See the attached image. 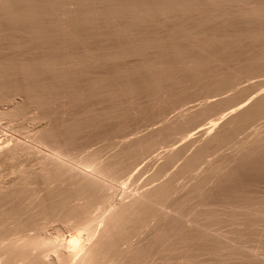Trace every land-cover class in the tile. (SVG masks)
Wrapping results in <instances>:
<instances>
[{
    "label": "rangeland",
    "instance_id": "obj_1",
    "mask_svg": "<svg viewBox=\"0 0 264 264\" xmlns=\"http://www.w3.org/2000/svg\"><path fill=\"white\" fill-rule=\"evenodd\" d=\"M27 1H28V3H26ZM27 1H25L26 4L24 3V1H22L24 4L21 2L20 3L21 5L19 4V6H18V4H17L18 2L16 4H14L15 3V0H14V3L11 2L12 5L9 4L10 8H12V10H14V12H11V10H8V9L5 10V7H3L4 8V10H3V8L1 7L2 11L0 10V13H1V15L4 14L3 17L5 16V13H2V12L7 11V10H8L7 12L10 11L9 13H12L11 15H14L16 10H17L16 14H18V15L20 13H25V12L27 13L28 9L27 10L23 9L24 12L23 11L21 12L22 8H18V7L24 6L27 8L28 6H25V5H30V6L33 5L34 7L32 6V8H34V10H36L35 6L38 5L37 3H39V5L37 6V9L39 8V6H41L42 3H44L45 5L41 6V8L44 10L46 3H47V6L45 8V9H47L46 13H49V15L51 14V16H49L48 14H47L48 15L47 16L45 12L43 14L46 15L49 18L48 20H50V21L54 19L55 23L53 21L50 23V21L45 20L47 22V25L44 23V21H41V23L43 22V24H41L40 21H38L39 19H41V18L47 19L46 16L43 18L44 15L42 14V11H41L42 9L40 8L41 9L40 11H39V9L37 10L39 13H41V18H40V16H39L40 14L37 12V14H39L38 15L39 19H37V16L35 15L36 13H34L36 11H33V9L29 8L32 10V12H31V10H29L30 12H28V13H33L36 17L35 19H33L34 22L32 20L31 23L35 24V22L38 21L35 25L41 26V27L37 26L38 27L37 30H39V28H41V30H42V28L44 26H47L46 28L44 27L45 29L43 28V31L46 30L47 28L49 29L51 27H52V31H53L52 32L50 30V32H48L50 34H47V31H49L48 29H47V31H44V32L42 31V33H41V31H37L36 33H40V34H37V36H36L35 35L36 33H34V34L32 33V31L35 32L36 30H34L31 27L33 24H31L30 22L26 23L25 26L20 25V27H19V24L17 25L15 23L13 24V22H10L11 24L9 23L10 24V25H8L9 28H7V24L9 21H7L6 17L9 15H6L4 18L0 15L2 17V18H0V21L2 19L3 20L6 19L4 21L2 20L3 22L1 21V23L3 24V28L0 27V29L2 31V32L0 31V34H1L0 35V64L1 63L5 64L6 62L7 63L9 62L10 65H8V66L16 65L19 67L20 71L23 70V68H24V70L26 68L29 71V69L31 68V66L33 64L32 62L34 61L35 65L33 64V67L37 66L34 68V70H36V69L39 70V68H40L39 71H37V70L34 71L32 68V72H35V73L37 72V74H34V73H33V75L30 74L31 75L30 77H29V75H26L27 73H29L28 71H26V70L23 71L24 74L26 76H28V77H26L25 75H22L23 73L18 71V69L15 66L5 67L6 65H4V64H3L4 66L3 65L0 66V144L2 142H5V141L7 143L9 142L8 143L9 148L13 147L14 145H17V148L15 150L11 151L10 153H8V155L5 158H0V264H2L3 259L6 256L4 245L6 244V242L8 243L9 239L11 240L13 238V240H14V238H16L17 242H15V243H16V245H19V244L23 243L24 241H26V239H28L30 237L35 238V242H37L38 245L35 246L36 248L32 247L30 249V252H29L30 256L33 257L34 255L37 254V252L41 251L46 244H50V243L52 244L53 243L54 238L56 236L55 230H58V229L60 231H63L64 229L67 230L68 235H66L67 233H65V238L59 244L58 248H56V246H54L55 243H53L51 245V247L52 246H54V247L51 249V251L49 253H44V258L42 260L36 262L38 260V259H36L35 260L36 263H34V264H75L84 255V253L86 252V249H88V247H90L93 244V242H95V240L97 239L96 236L98 238L101 236L100 230L103 229V227L105 226L106 219L110 217L109 216L110 213L112 214L113 210L115 209V207L118 204L124 203L126 201L128 202L131 198H134V196L137 195V192L140 193L144 190H148V189H150V187H153V186L157 185L158 183L164 181V179H166L165 177H168L170 172H173V170L175 171V169H177V166L179 167V164L180 165L182 164L181 163L182 161L180 159L179 161H175L176 163L173 165L174 167L173 166H172V168L170 167L169 168L170 170L167 168L165 170L163 168L164 165L162 166L161 164H163V162L165 161V158L162 156H163V154L165 155L164 152H166L169 147H171V149L173 146L174 147L176 146V148H178L180 145L181 146L185 145L187 142H189L188 140H190V139H191L190 141L195 139L194 142H196V143L194 144V142H193L194 146L199 145L200 140H202L201 142H203L204 139L207 140L208 136L210 137V135L215 134L219 130L220 127L221 128L225 127L226 124H222V123H224V122L226 123L227 120L230 119L229 117H231V115H232L231 113H230L231 114L230 115L227 112V109L229 110L228 107H230L231 105L233 106L237 102H244L243 104L249 105L248 102H250V103L252 102V100L250 101V98L252 97V95H250V93L253 94L252 92H254L253 96H256V95H259L260 91L262 92V90L264 88V85H263L264 84V67H262V66L264 64L262 63L263 65L261 66V68H259V66L261 65L260 64L261 62H259V61L264 60V58H262L264 56V52H262L263 51L262 49H264V15L254 16L253 12H254L255 6H256L255 7L256 9H258L260 6V8H262V10L264 11V8H263L264 7V5H263L264 0H259V1L254 0L255 2L257 1L256 3L253 0H252V3L249 0H240V1L239 0L238 1L237 0H226V1L222 0V2L220 0H214V1L213 0H205V2H204V0H202L201 3H200L201 0H197V1L191 0V1H193V3H196L194 5H191L192 2H189V0H187L186 5L182 4L184 2L183 0H180L181 2L178 0H172L173 2H175L174 4L177 5V9L179 11L181 9V11H183V13L182 12L179 13L178 10L174 11V9H173V11H172V9H168L165 11L161 10L163 12L160 13L158 11V12L154 13L152 15L154 17L149 16L147 18L140 19L141 21H144L141 24H140L141 21L138 20L139 24L141 26H139V24L136 20L135 21L137 22V25H136L134 20L133 21H126L129 19L127 17H125V15L120 16V17H119V15L114 16V18L117 17L116 20H114V18H112V17L110 18L111 15H115L114 13L110 14V15L108 13H106L107 16L106 15L103 16L99 13V12H101L99 10V7L103 8V6H102L103 2H104L103 4L105 5L104 6L105 8L107 6L110 8V5L113 4V2L115 5L116 2L117 3L119 2V4H121L122 2H125V1L128 2L130 0H124V1L122 0V2L120 0H118V1L113 0V2L111 0H105V1L104 0H98L97 3H95L97 0H95V1L90 0V3H94L93 4L94 8H96L95 7L96 4L97 5L101 4L99 7L97 6V8H98V9L96 8L97 11H96V9H94L95 14H97V15L100 14L101 16H103L102 18H105V16H106V18L107 17L110 18V19L107 18L106 20L100 19L101 22L99 21V18L97 19V17L101 18V16H97V17L95 16L96 17L95 18V17H92L94 15L91 13H87V14L85 13L86 10H90L89 7L91 4L88 2L89 0H86L88 4L86 3L85 0H83L87 5H89V7H86L85 3L82 0H79V1L78 0H72V1H76V2L78 1V3H77L78 6L85 8V9L82 8V10L84 12V13H82L80 11L81 8L79 9V7H77L78 8L77 9L75 6V8L77 9L75 11L76 12L78 11V13H82L79 17H81V19L83 21H85V19L89 20V18L92 21V18H93L92 22H89L88 20H87L88 22L85 21L84 22V23H86L85 25L82 23L83 22L82 20H79V22L82 23L84 27L80 26L82 24H79V22H77V20L80 19V18H77L78 17L77 15H79V14L74 12V10H71V11H73V13H72L69 9L70 7L72 9L74 7V5H77V4H74L75 2L72 5V1H70L71 5H69V8H67L69 11H67V13H65L66 12L65 8H66V4H67V3H65V1H63L65 4L61 3L62 8H61V5L59 8L57 6L61 2V0H59L58 4H57V0H56V3L50 2V1L55 2V0H50L49 2H47L48 0H45L46 3H45V1L42 2V0L41 1L40 0H37V1L34 0L33 1L34 4L37 2L35 5L33 3L29 4V2H32V0H27ZM106 1L108 3H110V5L108 3H107L108 5H107ZM131 1H133V0H131ZM176 1L179 2V3L177 2L178 4H182L181 5L182 7L187 6V5H188V7H190L188 3H191L190 5L192 7L194 6L195 8L194 9L192 8L191 11H190L191 7L190 8L186 7L189 10L186 9L185 7L181 8V6H179L176 3ZM194 1H196V2H194ZM207 1H210V2L212 1L211 2L212 7H209L210 10L208 8V6L210 5V2H207ZM246 1H249V3ZM67 2H69V1L67 0ZM99 2H100V4H99ZM197 2L199 3V6L197 5ZM203 2H204V4H203ZM216 2L222 3L223 6L219 3L217 5ZM48 3H51V5L52 4L53 5L51 6L49 4L50 6H48ZM80 3H82V4H80ZM185 3H186V1H185ZM205 3H206V5H205ZM223 3H225V5H227V6H225ZM261 3H263V4H261ZM55 4H56V6H55ZM83 4H84V6H83ZM213 4H214V6H213ZM93 5H91L90 8H92ZM176 5L174 7L175 9H176ZM201 5L204 6L203 9H205V8H206V10L208 9L207 10L208 12L206 11L207 12L206 14H204L205 12L203 13V11H205V10H203V9L201 10V8H202ZM118 6L119 5H115L114 7L117 8ZM243 6H245V9ZM251 6L253 8V11H252V8H250ZM13 7H14V9H13ZM48 7L50 10H52L51 8H53V10H54L55 7H57L58 9H61L63 11L65 9V12H64L65 14H62L63 12H60V10L58 11L57 8H56L57 10H54V11L52 10V12L50 13L49 12L50 10L48 11ZM111 7L113 8L112 5H111ZM197 7H199L200 11H202V12H200L199 8H197ZM213 7H215L216 9H218V8L219 9L216 10L215 8L213 9ZM6 8H8V7H6ZM211 8H212V11H211ZM220 8L222 10L221 13L219 11ZM18 9H20L19 13H18V11H19ZM182 9H186V10H182ZM224 9H225V12H224ZM237 9L238 10L241 9L239 11L240 12L242 11L243 16L241 15V13ZM91 10H93V8ZM91 10H90V12H91ZM94 10H93V12H94ZM105 10H103V11L107 12ZM192 10L194 12L198 11V13H196L198 15H195ZM214 10H215V12H214ZM236 10H237V13L239 12L238 14L234 13ZM246 10H249V12ZM103 11H102V13H103ZM216 11H217V13H216ZM54 12L58 13V17H62V15H63L62 18H59L60 20L63 19L62 20L63 22H65V21L67 22L70 20L69 22H72V23H69L68 25L71 27V24H72V29H74V31L72 30V32H71V28L69 26L65 27L67 25L66 22L64 23L65 26L63 25L62 28L61 27L57 28V26H58L57 23L60 22L61 24L59 23V26H61L62 22L59 21L58 17L56 16L57 14L52 15V14H54ZM69 12H71V13L69 14ZM210 12H211V17L213 16V19L215 22L212 21L210 16L208 17V15H210ZM59 13H61L62 15ZM157 13L162 14V15L157 16ZM215 13L218 14V17H216L217 15ZM224 13L228 14L227 16L229 18ZM249 13L250 14L252 13L251 14L252 18L253 17H255V18L252 19L250 17L251 15L249 16ZM85 14H86V16L84 19L83 16ZM167 14L169 15V17ZM183 14H185V15L183 16ZM200 14H202V15H200ZM230 14L233 15V17L236 19L237 23L235 21L233 22V20H234L233 17L230 21V18H231ZM69 15H71V16L73 15V18H74V15H76L77 17L74 19H76L75 22L78 23L79 25H76L73 22L74 21L73 18ZM87 15H89L88 16L89 18L87 17ZM204 15L206 16V18ZM219 15H221L222 17ZM55 16L57 17V20H56ZM67 16L70 17V19L68 18L69 20L66 19ZM186 16L187 17L189 16L188 19ZM197 16L198 17L200 16L201 19L203 20V23L204 22L205 23L203 24L202 21L199 22L200 20H198V19H200V18H198ZM223 16H224L225 20H224ZM244 16H245V18H244ZM248 16H249V19H248L249 22L246 19ZM122 17L123 18L125 17V20ZM202 17H204V18H202ZM192 18H193V20L191 21ZM207 18H209V19L207 20ZM119 19L120 20L122 19L123 21H120ZM145 19H147L148 21H145ZM185 19H186V21H185ZM226 19L229 21V23L232 24V26H231V24L229 25L228 21L226 22ZM242 19H246L247 21L242 20ZM94 20L98 21V22L94 23L95 22ZM108 20L109 21L112 20V21L109 22ZM175 20H177L176 22H178V23H176ZM197 20H198V22H197ZM218 20L219 21L222 20V21H224V23L223 22L219 23ZM56 21H58V22H56ZM104 21H106V23H104ZM216 21L218 22L219 25L216 23ZM261 21H263V22H261ZM124 22H126L125 25L123 24ZM131 22H133L132 25L134 24L135 27L133 26L134 27V29H133L132 25H130L131 26V29H130L131 33L130 32L128 33V30L126 28L124 29L123 26L129 25V24H131ZM193 22H194V24H193ZM253 22H257V23H253ZM73 23L76 25V27L73 25ZM121 23L123 25H121ZM180 23L182 25H180ZM210 23L212 25H210ZM242 23L246 24V25H243ZM50 24H52V26ZM176 24L178 27L179 26H181V27H179V28L176 27ZM198 24H201L202 27L200 25L198 27ZM215 24H217V26H215ZM256 24H258L259 26L258 25L256 26ZM11 25H12V27L17 26V28H15V27L12 28V27H10ZM22 25H24V24H22ZM26 25H28L30 27V30L28 29L29 33H31L32 35H35L36 37H38L40 35V37L38 38L39 40L44 39L43 41H46V42L48 40L50 42V40H51V42L50 43L49 42L44 43L42 41L44 43V44H42V42L38 41V39L35 36H32L31 34L29 35L28 32L26 33L25 28L27 29V27H28ZM35 25H33V27H35ZM42 25H43V27H42ZM187 25H189L190 27H193V28H194V26H196L198 29L196 27L195 28L197 30L200 29L201 31L203 30V28H205L204 31H206V32L202 31L204 33L203 34L201 31H197V30L190 31L191 28L189 26H188L189 30H187V27L183 28L184 26H187ZM191 25H193V26H191ZM205 25H206V27H204ZM213 25L215 26L214 30H213V28H210ZM221 25H222V27H220ZM4 26H6L7 30ZM77 26H80V27L77 28ZM105 26L106 27L109 26L108 27L109 29L106 28ZM119 26H121L123 28L124 33H126L125 31L127 30V33L129 35L130 34H132V35L129 36L126 33L123 36L124 37H126L127 35L128 36L126 37V39H124V37L122 36L123 30H121L122 28L120 29ZM169 26H172V27H169ZM225 26H226V28H225ZM236 26H238V28H236ZM240 26H241V28H239ZM22 27H24L25 31L23 30ZM54 27H55V29H54ZM127 27H129V26H127ZM229 27H231V28H229ZM4 28H5V30H4ZM56 28L57 29L60 28L59 30H62V32L59 30H56ZM63 28H65L67 30L65 31V29L63 30ZM75 28H76V30H75ZM110 28H111V30H110ZM137 28H139L138 30H140V31L135 30ZM168 28H169V30H168ZM180 28H181V30H182V28H183V30L186 29L185 30L186 32L187 31L193 32L194 34H196L195 36H197V37L199 34L200 35L202 34L201 36L199 35L198 38L195 37L196 38V39L194 38L195 41L198 39L199 40L202 39L203 35H204V37L207 35L206 39H208V40L210 39V40L209 41L205 40V42L208 41V43H207L208 45L212 42L214 47L218 46L217 43H221V40H220L221 38L225 39L228 36V35L226 36V34H230L227 37V40L229 39L228 40L229 42L234 40L233 42H235V43L232 42L233 44H231V42H230V44L232 47L234 46L233 47L234 49H235V46L237 45L236 48L239 47L238 48L239 50L236 49L237 51H235L233 48L230 47V45H227L225 48L228 49L230 47L229 50H225V53L223 54L224 51L221 49V50H219L220 55H219V53H217V55H216L215 50L209 49L210 50L209 52L212 51L213 53H215V54L208 53L207 52L208 50L206 51L207 56L209 54L208 58H209L210 62L206 61V59H207L206 55H204V56H203V54H202V56L200 55L201 54L200 52H202V50L201 51L198 50L197 53L195 50H192L193 51V53H191L192 56L194 55V57L196 56L195 58H198V56L195 55V53L196 54L199 53V57L201 56V59L199 58L198 60L197 59L196 60L198 62L201 61V62H199L200 64L202 63V61L204 62V64L203 63L202 64L205 68H203L202 64L200 66V64L197 62L195 64H199V65L190 64L191 66L193 65L194 67L197 66L196 67L197 74L193 73L196 76H198V71L199 70L201 71V68H202L203 71L199 72V73H200V75H202L203 78L199 75V77H198L199 79L194 75H193L195 77L194 79L192 77H189L191 75L190 74L191 70L188 71V69L193 68V70H196L194 67H191L190 65H189V67L187 66L189 64L188 62L190 61L189 57H187V56H189L190 52H192L190 50H186V54L184 52L185 50H181L182 53L179 52L182 54V56L187 55L186 57L189 61L187 59H185L186 57L185 58H184V56L181 57L185 63L187 60V65L184 64L183 61L181 62L178 60L181 56V54L178 53L179 56H178L177 60H176L177 57L174 58V60H173V58L168 59L167 63H168L169 68H167V66L165 65V64H167L165 61L166 56H167L165 54H167V53H165V54L162 53L163 55L158 54L160 56V58H159V57H157V54H156L158 50L153 49V48H151L152 50L150 48L145 50L146 52L145 51H139V50L138 51L136 50L137 51L136 52L134 50L135 54L132 53L133 50H130V51L127 50L128 53L124 52V54L127 53L126 54L127 56H125V55L122 56L123 55V52L121 51V50H123L122 46H123V48H124V45H125V48H126V46L129 48H130V46L131 47L135 46L136 45L135 40H136L137 36H138V38H137V40H138L142 37V35H144V36L146 35L145 38L147 39V41L145 38L143 39V37H144L143 36L141 38L143 40H140V44L143 41L148 42L149 41L148 39H151V38H152L151 40H154V37L156 36L155 34H158L157 38H160L161 37V36H159L160 33H163V34L167 33L165 35L167 39L165 38L164 40H168V39L171 40L172 38H174V36L176 34H178V35H176V36H178V38L175 36V39L173 41H176V39H179V37H181L183 39H184V37H186L183 40V41H187V42H185L186 44L184 42H183L184 43L183 44L182 41H179L180 39L177 40L176 43L179 41V42H181L182 46H186L189 44L188 42H190V44L193 45L195 43V41H193V38L191 40L193 43H191V41H188V40L191 39L190 37H192V36L194 37V34L193 33L188 34L189 32H187V34H186V32H184V31L178 33V31H181V30H178ZM208 28H210L209 29L210 32L208 31ZM9 29L12 33H10V32L8 33ZM35 29H36V27H35ZM68 29L70 30L69 33H68ZM116 29L120 33H122V34L118 33L119 36L123 37L122 41L120 40V38H122V37H119L118 34H117L118 37L117 36L115 37V34L117 32ZM239 29H241V30H239ZM133 30L135 32L137 31L138 34L133 32ZM142 30H145V31L143 32ZM148 30H150V32ZM163 30H165V31H163ZM211 30L215 31L216 33L211 31ZM218 30L219 31L222 30L223 34H222V31L218 33L217 32ZM64 31L66 33V36H65ZM141 31L144 34L142 33L141 37H140L139 34L141 33ZM167 31H169V32L173 31V33L169 34V32H167ZM196 31L199 32L198 35H197ZM145 32H146V34H145ZM22 33H24V34H22ZM180 33H183V36L182 35L180 36L179 35ZM217 33L219 34V37H217V35H218ZM236 33L241 38L239 36H237ZM25 34H26V36H25ZM42 34H46L47 36L42 35ZM53 34H55V35H53ZM94 34H96V35H94ZM163 34H160V35H163ZM168 34L170 36L173 34L174 35L171 36L172 38H169V37H167ZM191 34H193V35H191ZM209 34L210 35L215 34L216 36H210V38H208ZM220 34H222V36ZM247 34L248 35L250 34V35L248 36ZM49 35H50V38H48V40H46V38L49 37ZM188 35L189 36L191 35V36L189 37ZM27 36H29V37L32 36V37L36 38L38 42L36 41V39L34 40V38H32V37L29 38ZM41 36H42V39H41ZM43 36H44V38H43ZM64 36H65V38H64ZM88 36H89V38H88ZM131 36L135 39L132 40L133 38L131 39ZM147 36H150V37L147 38ZM151 36H153V37H151ZM165 36H163V37H165ZM236 36H237V38H236ZM250 36H251V38H250ZM52 37H54V38L56 37V39L52 40ZM163 37H162V39H163ZM215 37H216V42L213 41L215 39ZM242 37H244V38H242ZM247 37H249V38H247ZM252 37L253 38L255 37L257 41H255V39H253ZM115 38H116V40H115ZM117 38H119V39H117ZM128 38H129V40L131 39L130 41H134V42L130 43ZM217 38H218V40H217ZM246 38L249 39L248 41H250L251 43H252L251 39H253L254 40L253 45H249V44H251L250 42H247V41L245 42L244 39H246ZM57 39L60 41H58ZM67 39H69V40L71 39L70 41L68 40V42H67L68 44H66ZM79 39H82V40H79ZM203 39H205V38H203ZM224 39H222V40L224 41ZM73 40H75L76 42ZM124 40L126 42H127V40L129 41L126 43L128 45L124 44L125 43ZM240 40H241V43L239 42ZM30 41H33V42H30ZM71 42H72V44H71ZM74 42H75V44H74ZM114 42H116L115 45H121V46H118V47H121V50L119 48L121 55H119L120 58L118 57V55H116V57H118L117 59L114 56L116 54V53L114 54V52H117L119 54V51L117 50L118 48L114 45ZM122 42H124L123 43L124 45L121 44ZM236 42H238V44ZM54 43H55V45H54ZM57 43H59V44H57ZM136 43H139V40ZM86 44H88V45H86ZM131 44H134V45H131ZM197 44H199V43H197ZM239 44H241V45H239ZM46 45H49V46H46ZM60 45H62V46H60ZM69 45H73L74 47L71 46L69 48ZM113 45L116 47L115 49H114ZM179 45H180V43H179ZM204 45H205V43H204ZM215 45H217V46H215ZM50 46L52 48L55 47V48H53L55 50L49 49ZM58 46L61 48H59ZM107 46L109 47V49ZM111 46H112V48H111ZM261 46H263V47H261ZM64 47L66 49H64ZM92 48H95V49L93 50ZM86 49H88V50H86ZM113 49L116 51L110 52V51H113ZM230 49L231 50L233 49L232 52ZM240 49L243 50L244 52L241 51ZM257 49H260L262 53H260L259 50L257 51ZM60 50H62V51H60ZM102 50H104V51H102ZM50 51H51V53H50ZM155 51H156V53H155ZM187 51H189V52H187ZM204 51L202 53H204ZM216 51H218V49ZM53 52H59L58 55L56 54L57 57H56V55L53 56ZM64 52H66V53L68 52L67 53L68 56ZM81 52L85 55L84 57H81V56H83V54H81ZM89 52L92 53V54L90 53V55H92V56L95 55L94 58L92 56L90 57ZM206 52L204 54H206ZM230 52L231 53L234 52L233 55L236 52L235 59H234L233 55H232L233 57L231 56ZM257 52L260 55H258ZM49 53H50V55H49ZM60 53H61V55L65 54L64 56L62 55L64 59L60 60L58 58V56H61ZM75 53L76 54L79 53L80 54L79 58L81 57L83 59L86 57V55L89 56V57H87V59L90 58L88 61L86 59H84L87 61V64H86V61L84 62L82 59V62L85 63L86 65H89V61L92 59H95L96 62H98L97 61V60H99L98 58L103 54L104 58H100L101 60H99L100 62H98V64L99 63L101 64V62H102V64H101L102 68L99 67L98 65H97L98 67L94 66L97 63L93 60H92V62L93 63L95 62L96 64L91 65V63H90V66H86L85 64L82 65V63L81 64L79 63V61L81 59H79L78 56H77V59L79 61L76 60L77 61L76 62L74 59H73V61L75 62L74 64L79 63L80 65L78 64L77 66L76 65L74 66L73 62L71 61L72 58H66V56L67 57L72 56L73 58H75L74 57ZM109 53L113 54L115 61H114V58H110V56H112V55ZM146 53H148V55ZM159 53H161V52H159ZM221 53H222V55H221ZM228 53L230 54L231 57L227 56V55H229ZM254 53H256L258 55L257 56L255 54L257 56V58L254 57L255 56V55H253ZM76 54H75V56H76ZM105 54H106V56H108L107 58H109V60H107V58L105 57ZM149 54L151 56H152V54H154L157 57V58L156 57L154 58V56H152L151 58L152 59L154 58V60H157L158 58H159V60H161L162 56H164L163 59L161 60V61H163V62H161V63H163L162 66H161V64H159V65L157 64V66H158V68H157V66H156L157 61L154 62L152 60V62H154V64H155L154 66H156V69H158L157 72L160 73V75L163 74V71H166V70L168 71V72H166V75L163 74L162 76H160L158 74L160 77H164V76L166 77L169 74H172V73H170L171 70L174 71V74H172V76L170 75V76H168V78L166 77L167 80L165 78H161V79H163V81L164 80H165V82L167 81V83L169 80L170 83H172V85H170V83H168V85H170L169 86L170 89L167 90L169 88L167 83L162 82L161 79L158 81V77H159L158 76L157 77V81H158L157 83L161 84V87L163 86L162 85L163 83L165 85H167L168 88L165 86L166 90H165V87H163L162 90H161L160 86L158 88L154 87L155 88V89L153 88L154 91L157 89L158 90L160 89L159 91L157 90L158 92L155 91L158 94H156L151 88L150 89L152 91H150V92H149L150 89H148V92L150 93L149 94L148 92H145L146 90L144 91L145 93L141 92L144 89L142 88L143 89L142 90L140 87H138V90H136L137 89L136 88V89H134L136 91L134 93H131V91L133 90L132 88L137 87L136 86L137 84L136 85L134 84L135 86H133L132 88L130 87L132 89V90H130L129 86H124V85L130 84V86H132L133 84L131 82L129 83L126 78L121 79L119 77L120 76L122 77L123 74L128 75V73H129L128 71H130L132 69L131 67L134 65H136L135 66L136 68L138 65V68L141 69L140 71H144L145 67H146L145 70H147V68H148V70L150 69L151 71L152 70L155 71L156 70L155 67L152 66L153 63H152V65L150 63L149 65H151V66L147 67V66H149L148 60L151 59ZM212 54L214 55L213 57H212ZM261 54H263V56ZM96 55L97 56L100 55V56L97 57ZM146 55H147V57H146ZM246 55H253V56H249V58H248L249 60L252 59V60H250V64L253 63V61H254V62L258 63V64L256 63V65H259V64L260 65L258 67L254 66V70H251V68H250L253 66H250L249 70H246V69H248V68H246L247 64H249L246 62L248 59L247 60L245 59L246 61L244 63H246V65L243 63L244 58L248 57ZM48 56H50V57H48ZM51 56L53 57V59L51 58ZM121 56L123 59L121 58ZM141 56H143V57H141ZM192 56L190 55V57H191L190 59H192V61H193L191 63H194L195 59ZM243 56H245V57H243ZM259 56H260V58H258ZM95 57H97V58H95ZM202 57H205V59H203ZM250 57H253L254 59L250 58ZM45 58H50L53 61V63H54V59L56 60L55 63L58 62V60H59L60 61L58 63L59 65H56L54 67V64L46 65L45 63H42L43 61L41 62L39 60V59H42V60L44 59L47 62V59H45ZM146 58H148V60ZM164 58H165V60H164ZM255 58L257 59V61H255L256 60ZM50 59H49V62L47 64L51 63ZM65 59L68 61L71 59L69 61V63H67L68 61H66L67 66H65V63H64V65H61V64H63L61 61L62 60L64 61ZM137 59H138V61H136ZM182 59H180V60H182ZM240 59L242 62L241 64H240ZM10 60L12 63L10 62ZM116 60H118V61H116ZM119 60H121V61L119 62ZM171 60L174 61L175 63L181 62L179 65H177V63L175 65V67L177 66L176 67L177 69H179L178 67H180L179 70L174 68V64H175L174 62H173L174 64L169 63V61H171ZM249 60H248V62H249ZM4 61H6V62H4ZM14 61H15V64L13 63ZM38 61H40L42 64H38L39 63ZM105 61H107V62H105ZM113 61H114V64L112 63ZM139 61L141 62V65H140ZM142 61L143 62L145 61V62L142 63ZM22 62L23 63H27V62L29 63L30 62L31 66L29 68H27L29 65L28 66L26 64L22 65L23 64ZM70 62L73 65V66L71 65V67H70V64H71ZM115 62H119V63H115ZM146 62H147V66L145 65ZM205 62H207L209 64H207ZM237 63L240 64L239 69H238L239 64H237ZM19 64H21L22 67L19 66ZM36 64H38V65H36ZM43 64H45V65H43ZM103 64H106V65H103ZM115 64H116V66L117 65L118 66L117 67L114 66ZM142 64L144 66H142ZM210 64H211V66H210ZM112 65L114 67H112ZM124 65L127 68L130 65H131V67H129V70H128ZM163 65L166 67L164 68ZM171 65L173 66L174 70L172 69V67H170ZM181 65H183V68H185L187 70L184 71V69L181 68ZM242 65H245V70L240 69V68H242L241 67ZM251 65H253V64H251ZM52 66H53V68H52ZM20 67L22 69H20ZM142 67H144V68H142ZM198 67H200L199 70H198ZM48 68L51 70H49ZM122 68L124 69L123 72H125V70H126V72H128V73H122L121 72L123 70ZM136 68H134L133 70L135 71ZM161 68L165 69V70H162V74H161ZM257 68H259L260 70ZM115 69L121 70V71H119L120 73L117 72ZM159 69H160V72H159ZM169 69H170V72H169ZM175 69L178 72H176ZM54 70L58 74L53 72ZM133 70H131V72H134ZM180 70H182L183 73L185 72L186 76L187 75H189V76H187V78H186V76H183V79L186 78L185 79L186 81L182 80L183 82H181V81L176 82V81H178V79H180V77L176 76L177 73L182 78L181 74H183V73L181 71L179 74ZM45 71L46 72L48 71L50 73H46ZM67 71L71 72L70 76H67V74H69ZM112 71L115 73V75H113L114 73ZM115 71L117 72V74L119 73L118 79H121L122 81H124L123 83H122V81H121V83H119L120 81L116 80V82L118 81V85H119L120 89H119V87L117 88L116 84H112V83H115V82H112V80L114 79V81H115V79H117V75H116ZM245 71L247 73H244ZM66 72H67V74H66ZM239 72L240 73L242 72L243 75L240 74ZM16 73H18L19 76ZM51 73H55V76L53 74L54 77H56V74H57V76L58 75L60 76L61 74H64V73L66 75L65 76L61 75L60 77L58 76V79H56L57 77L53 78ZM121 73H122V75H120ZM207 73H209V74H207ZM216 73L219 74L218 75L219 77L216 75ZM71 74H73V75H71ZM110 74H112V77L113 76H116V77L115 78L113 77V79L111 80ZM203 74L204 75L207 74V76L204 77ZM38 75L40 77L36 78V77H38ZM173 75H175V76H173ZM211 75H213L214 77L212 76L213 78L212 77L210 78ZM31 77L35 78L36 80L32 79ZM169 77H170V79H169ZM172 77H173V80H171ZM177 77H178V79H177ZM27 78H29V79H27ZM188 78L189 79L192 78L194 81L193 80L190 81ZM205 78H207V79H205ZM215 78H218V79H215ZM222 78L223 79L227 78V79L222 81L223 80ZM105 79L107 81L110 80L112 83L110 81L108 83H104V82H106ZM195 79H197L198 82L200 81V83L197 84L196 83L197 81H195ZM212 79H214V80H212ZM220 79H221L222 83L220 81V84H218ZM33 80L38 81V83H36L34 86H32V84L35 83ZM215 80H216V82H215ZM160 81H161V83H160ZM210 81H213V82H210ZM217 81H218V83H217ZM125 82H127V83H125ZM205 82L206 83L208 82L210 85L208 83L206 84ZM103 83L105 85H101ZM109 83H111L112 86H109ZM122 84H123L124 88H121ZM199 84L201 87L199 86ZM114 85H116V86H114ZM213 85L214 86L217 85V86L214 87ZM208 86L210 87V89ZM211 87H214V89ZM259 87H261L262 89ZM126 88L128 89V91L124 90ZM257 88H259L258 90H260V89L261 90L258 92V90L256 91ZM139 89H141V91ZM111 90H113V91L111 92ZM121 90H124L125 92H123ZM117 91H119V92H117ZM178 91H180V94H181V95L179 94L180 96H178V93H179ZM255 91L258 92V94H256ZM261 92H260V94H262ZM263 93H264V91H263ZM177 97H178V99H177ZM247 97L249 99H245ZM257 97L258 96L254 97V98H257ZM172 99H174L173 102L175 100H177V102L175 101V103H173ZM168 100H169V102H168L169 105H167ZM162 101H166V102H162ZM204 101L206 103L208 102L206 104L208 106V108L207 107L205 108V106L203 105ZM160 103H165V105L160 104ZM198 103H199V105H198ZM215 103H217V104H215ZM158 104H160V105H158ZM170 105H172V106H170ZM202 105L204 106V108H203L204 111H202V112H204L205 114L202 113L201 114L202 116H199L200 115L199 113L201 112L199 110H203V109H201L203 107ZM210 106H212V107H210ZM182 107H184V108H182ZM188 107H190L191 109L189 108L190 109L189 110ZM160 108H162V109H160ZM183 109L187 112H190V113H192L194 111L196 112V110H198L199 113L197 111L196 113L194 112L192 114H195V116H196L198 113L199 115H197L198 117L196 116V118L194 116H192V119H187L188 123H186L185 120H184L185 122L182 121L183 123L181 122V120H180V122H179V120H175V119H178L177 118V116H178L177 112L180 111V113H182L184 111ZM205 109H208V110L205 111ZM177 110H179V111H177ZM221 111H222L221 114H223V115L225 114L226 116H224L225 118L223 117L221 120L220 119L218 120V125L216 127L218 129L213 128L211 130V133H209L210 135H207V132L206 133L204 132V135H203V132L201 134L200 133L201 131L200 132L195 131V130H197V126L200 125V123L206 124L207 121L209 120V118L212 119V118H217L218 116H221V114L219 113ZM224 112H226V113H224ZM173 116H174V119H173ZM162 117L164 118V120ZM166 118L168 119V122H170V123L173 122L172 124L168 123V127H171L170 130L168 127L166 129L163 128V127H166V124H167ZM172 119H173V121H172ZM82 120H83V123H82ZM86 120H87V122H86ZM224 120H226V121H224ZM161 121L163 124H161ZM73 122L76 125L75 127H77V128H75L73 126L74 125ZM84 122L86 123V125ZM69 123H72V125L70 124V126H69ZM179 123H181L182 126ZM184 123H186V124H184ZM175 124H176V127H174ZM177 124L179 127L177 126ZM219 125H220V127H219ZM71 126L74 128H72ZM158 126H161L162 128L158 127ZM227 126H230V128L228 127V129H227ZM227 126H226L225 130H228L227 133L230 131L228 133V137L230 139L227 141L228 137L227 136H226L227 138L224 137L226 142L223 140L224 143H223V141L221 142V145L218 146L219 149H217L218 147L213 146L214 144L210 145L208 147V153L206 152L207 153L206 156L208 155V157H206L207 160L204 159L205 162H202V163L199 162L201 164L200 165L198 163L200 168L197 165L198 168H196V170L193 171V172L196 171L195 172V174H196L195 179L199 180L201 178L200 175H202L203 170L207 167L209 170H207V171L204 170L203 174L205 175L206 173H208V172L209 173L205 175L206 177L204 175H202L203 177H205L204 178L205 180L203 179V177L200 180H204L205 182L207 181L208 183L207 184L203 183L206 185L202 184L203 186H201V187H203V188H201V190L198 189V190H194V191L189 193L188 190L192 187V184L195 183L194 178H193L195 176V174L193 172L190 173L189 170H185L187 173L186 172L184 173L182 171V172H180L181 175L178 173L177 174L178 177L175 178L176 179L174 182L175 189H173V193L171 192V195L169 194V195H167V197L164 196V198L160 199L161 201L158 200L162 204L161 205L159 203L158 208L163 206V207H161L163 211H165V210H167L166 212L170 211V216L176 222H179L176 225L179 229H174L173 231L169 232V238L168 239H164L163 241L157 242V243L150 242V239L152 238V236H154L155 232L157 230H159L160 227L156 226V222L154 220H152L151 218H149L147 220V223H148L147 226L141 227L138 224H136L137 230H136V228H134L135 226L133 228L137 232L134 235L129 236V238H128L129 240L127 239L128 241L126 240L125 243L123 242L122 244L118 245L119 248H121L124 251L122 253V255L124 256L122 261H120L118 258H115V259L107 258V259H105V261L102 262V264H264V157H263L264 156V154H263L264 150H262V149L258 150V148H259L258 146H260L259 140H257L256 142H249L250 140H252L250 133L255 129L262 130V132H260L259 138L263 136V133H264V116L257 118V120L253 121L252 123H249L248 126H246L244 128L242 127L243 129L240 128V131H238V132L237 131L231 132V131H233V130H231V124H229ZM150 128H152V129H150ZM147 129L149 131H151V130L155 131L156 130L158 132L155 131L154 133H152L153 131H151L150 133H152V134H150ZM166 130H168V131H166ZM188 130H189V132H188ZM135 131L138 133H136ZM134 132H135V134H134ZM156 133H157V135H155ZM199 133H200V135H199ZM230 133L233 134L232 138L230 137L232 135V134L230 135ZM132 134L137 136L136 138H138V137H141V139L145 138V140H143V142L141 141V148H139L140 150H138V151L136 150L134 152V154L131 153L129 156L130 157L129 159L125 158L122 161L121 160L119 161V159L114 160L115 162H112L113 164L109 167L110 170L104 169V166H105L104 164L106 163L108 158H110L108 156L116 154L115 151L118 150V148H117V147H119L118 145L122 146L121 144L123 142H121V141L123 140V138H124V141L127 138L130 139L128 136H130L131 138L132 137L135 138V136H133ZM188 134L189 135L192 134V136L185 139L186 138L185 136L188 137ZM182 135H183L184 140L182 138ZM122 136H125L126 139H125V137H122ZM180 136L182 138V141L180 140L181 139ZM203 137H205V138H203ZM196 140H198V142ZM116 142H119V144H117ZM184 142H185V144H184ZM115 144L117 147L114 146ZM201 144H203V143H201ZM193 145L187 149L189 151L186 150L187 156L189 154L193 153L192 151H194L196 149ZM239 148H241V149L247 148L246 151H249L251 148L253 150H255V148H256L257 149L256 152H258V151L259 152H258V154H256L257 157H255V161L253 160L254 162L252 161L251 164H249L248 162L244 163V164L242 163L243 164L242 165L241 162L237 160V157H239L241 154V152H239V150H240ZM260 148H262V146H260ZM209 149H210V151H209ZM153 150H155V151H153ZM212 150H214V151H212ZM2 152L3 151L0 150V155ZM92 153H94V154H92ZM95 153H97V154H95ZM137 153H139V155ZM161 154H162V156H161ZM186 154H184V156ZM209 154H210V156H209ZM142 156H144V158ZM91 157H92V159H91ZM133 158H136V160L132 161L131 159H133ZM141 158H143L142 159L143 161H141ZM234 158L238 161V164H240V166L237 164V161ZM163 159H164V161H163ZM101 160H103V161H101ZM138 160H140V161L138 162ZM137 162H138V165L136 164ZM178 162H180V163H178ZM235 162H236V164H235ZM134 165H135V167L137 166L139 169L137 167L133 168ZM159 165H161L162 168L164 169V170L162 169V171L166 172V173L163 172L166 176L161 175L162 176V177L160 176L161 179L156 178L158 180L153 181L151 179L153 178V174H155L159 170ZM236 165H238V166H236ZM72 166H75V167H72ZM78 166H80V167H78ZM169 166H171V165H168L165 167H169ZM203 166H204V168H202ZM86 167L90 168L91 170L95 169V170H93V172L97 170V171H99L98 173H103L104 175L101 178V180H102L101 182L103 183V180H104V182H106L104 184L107 185V188L105 186H103V187L101 186V188H99V189L95 186L96 190H95V187L93 189H91V187H93V186H91L89 188L90 191L93 190L92 191L93 193L91 192V195H90L89 189L84 190V188H83V190L81 189L83 192L78 194L79 195L78 198H76V200L71 203V204H73V203L76 204L78 202L79 203L82 202V203H80L81 205L85 204L82 207L88 208L87 214L90 217L88 215L83 214L84 210L82 212L79 211V209H82V207H79L75 210V212L68 213V215H66L65 211H64L65 209L62 208V205L55 207L54 203H51V212H46L44 208L47 204H49L50 198H47V199H43V198L48 194L47 192H49L50 190H51V192H54V190L56 191L55 188H57L56 192H58V193L60 192V195L62 192L64 193V190H65V194H66V192L68 191V189L70 190V188L71 189L73 188V191H74V189L77 190L79 187V183H81V185L84 184L85 183L84 181L85 180L87 181V178H90L91 175H92V178L98 177L100 179V176L98 173L96 174L97 175L96 176L90 169L87 168V170H86ZM132 168H133V170H132ZM143 168H145V169H143ZM135 169L136 170L138 169L137 170L138 172ZM130 170L133 172H131ZM83 171H85L86 173L85 172L83 173ZM129 171H130V174H128L129 176L132 173H134V175H136L135 173H137L138 175H136L134 177V179L132 177L130 179L131 181L127 180L128 182H125L126 181L125 179L129 177V176L128 177L126 176ZM77 172H79L81 174V175L77 174V176H76L79 179L78 178L76 179V177H75V174ZM213 172L215 174H212ZM82 175L86 178L84 181L82 180L83 179ZM87 175H90V176H87ZM212 175H215V176H212ZM207 176H210V178L208 177L209 181L207 180ZM73 177H75V178H73ZM80 177H82V179ZM77 180H79L80 182ZM81 181H83V182H81ZM221 181H222V183H221L222 186L220 185L219 187H215L217 185V183H219ZM147 182H151V183H147ZM118 184H120L121 186ZM75 185H77L78 187H76ZM97 186H99V185H97ZM122 187H125V188H122ZM104 188H105V190L102 191ZM112 188H114L115 190L112 191ZM81 190H79V191H81ZM116 190H118V191L116 192ZM120 190L125 195L121 194L122 192ZM186 190L188 193L186 192ZM70 191H72V190H70ZM70 191H68V192H70ZM84 191H88V194H87V192L85 194ZM56 192H54V194H56ZM102 192H104L105 194L103 193V195H102ZM58 193L56 195L59 196ZM49 194H50V192H49ZM83 194H84V196H83ZM110 194L112 197L113 196L116 197V199H114V202L116 201L117 203L115 202V204L114 203H112V205L110 204V202H112V201L108 200V199L112 198L111 196H108ZM117 194L121 195L123 198L121 196L119 197V195H117ZM85 195H87L88 197L86 198ZM58 196L56 197L54 195L55 199L56 198L58 199ZM81 196H83L82 197L83 199L81 198ZM103 196H105V197H103ZM106 197H108V198H106ZM121 199H122V201H121ZM124 199H125V201H123ZM52 200H53V194L51 195V201ZM86 200L89 201L88 204L86 203V202H88ZM106 201L107 202L109 201L108 202L109 204H107ZM113 204L116 206H113ZM88 205L89 206L91 205V208H92L91 213H90V207ZM107 205H109V206H107ZM230 206H231V208H230ZM107 207H108V211L110 213H108ZM109 207H110V209L112 207V209L110 210ZM81 213H82V215H80ZM107 214H109V215H107ZM83 217H85V218H83ZM103 218H104V220H103ZM63 222H65V223H63ZM77 222L79 223L78 226L76 228L73 227V229L70 232L69 227H71V225H73ZM182 223H184L185 225L187 224V228H186V226H184V224L182 225ZM98 226H100V227L98 228ZM128 229H130V227ZM97 230H98V232H97ZM94 234H95V236H94ZM94 237H95V240L93 239ZM83 244L85 247L83 246ZM137 251H140V254H138ZM22 256H23V254H21L17 258H15L14 264H27V257H25V256L22 257Z\"/></svg>",
    "mask_w": 264,
    "mask_h": 264
},
{
    "label": "bare ground",
    "instance_id": "obj_2",
    "mask_svg": "<svg viewBox=\"0 0 264 264\" xmlns=\"http://www.w3.org/2000/svg\"><path fill=\"white\" fill-rule=\"evenodd\" d=\"M22 1H24V3H25V1H27V0H17V1L15 0V3H14V0H0V8H1V7H2V8L5 7V10L8 9V10H11V12H14V10H12V8H10V5H9V4H11V2L14 3V4H16V3L18 2L17 4H18V6H19V4H20ZM33 1H34V0H32V2H29V4H30V3H33ZM36 1H37V0H36ZM40 1H41V0H40ZM44 1H45V0H42V2H44ZM49 1H50V0H48L47 2H49ZM63 1H65V3H67V4H66V8H65V9H66V12H65V9H64V8H63L64 11L61 10V9H58V8L60 7V5H61V8H62V4H61V3H64ZM68 1H69V2H67V0H61V2L58 4L59 0H57V4H58L57 6H58V8L55 7L54 10H57V9H58V11L60 10V12H63L62 14L67 13V11H69L67 8H69V5H71V4H70V3H71L70 1H72V0H68ZM78 1H79V0H78ZM78 1H77V2H76V1H72V5H73L74 2H75L74 4H77ZM82 1H83V0H82ZM82 1H81V2H82ZM85 1H86V0H85ZM92 1H93V0H92ZM94 1H95V0H94ZM104 1H105V0H104ZM111 1L113 2V0H111ZM115 1H116V0H115ZM117 1H118V0H117ZM120 1L122 2V0H120ZM123 1H124V0H123ZM178 1H180V0H178ZM178 1H176V3H177ZM183 1H184V2H183L182 4H183V5H186V4H187V0H183ZM185 1H186V3H185ZM196 1H197V0H196ZM196 1H194V2H196ZM213 1H214V0H213ZM220 1L222 2V0H220ZM225 1H226V0H225ZM237 1H238V0H237ZM239 1H240V0H239ZM249 1H251V3H252V0H249ZM249 1H246V2L249 3ZM253 1H254V0H253ZM258 1H259V0H258ZM50 2H51V3H52V2H53V3H56V0H55V2H54V1H50ZM83 2H84V1H83ZM83 2H82V3H83ZM88 2L90 3V0H89ZM97 2H98V0H97L95 3H97ZM121 2H120V3H121ZM129 2H130V3H129ZM180 2H181V1H180ZM189 2H192V4H191V3H188L189 6H190L191 8L188 7V5H187V6H184V7H185V8H186V7L190 8V11H191L192 8H193V9L195 8L194 6L192 7L191 5H194V4H196V3H193V1H191V0H189ZM201 2H202V0L200 1V3H201ZM204 2H205V0H204ZM204 2H203V4H204ZM207 2H210V1H207ZM211 2H212V1H211ZM211 2H210V5L208 6V8H209V7H212V6H211ZM254 2H255V1H254ZM256 2H257V1H256ZM256 2H255V3H256ZM22 3H23V2H22ZM24 3H23V4H24ZM26 3H28V1H27ZM26 3H25V4H26ZM36 3H37V2H36ZM36 3H35V4H36ZM45 3H46V1H45ZM51 3H48V6H50ZM65 3H64V4H65ZM82 3H80V4H82ZM84 3H85V2H84ZM86 3H87V1H86ZM86 3H85V6H86V7H89V5H87L88 3H87V4H86ZM103 3H104V2H103ZM103 3H102V6H103L104 9H103L102 7H99V6L101 5L100 2H99L100 5H97V4L95 5L96 8H97V6L99 7V10L101 11V12H99V13H100L101 15L104 16V15H106V13H108L109 15L114 13L115 15H111L110 18H111V17L114 18V16H118V15H119V17L125 15V17H127V18L129 19V20H126V21H133V20L135 21V20H136V21L138 22V24H139V21H138V20H140V19H144V18H147V17H149V16L154 17V16H152V15H153L154 13L158 12V11L161 13V12H163V11H161V10H164V11H165V10H168V9H172V11H173V9H174V11L178 10V9H177V5L174 4L175 2H173L172 0H133V1L130 0V1H128V2H126V1H125V2H122L121 4H119V2H118V3L116 2L115 5H119L117 8L114 7V6H115V5H114V2H113V4H111V5L113 6V8L111 7L110 3H108L107 1H106V4L108 3V4L110 5V8H109L108 6H107L108 8H107V7L105 8V7H104L105 5H104ZM178 3H179V2H178ZM178 3H177V4H178ZM216 3H217V5H218L219 2H216ZM244 3H245V2H244ZM14 4H13V5H14ZM23 4H22V5H23ZM33 4H34V3H33ZM35 4H34V5H35ZM37 4L39 5V3H37ZM49 4H50V5H49ZM64 4H63V5H64ZM90 4L93 5L94 3H90ZM108 4H107V5H108ZM182 4H178V5L181 6ZM190 4H191V5H190ZM219 4L222 5V3H219ZM223 4L225 5V3H223ZM226 4H227V3H226ZM261 4H263V3H261ZM11 5H12V4H11ZM20 5H21V4H20ZM38 5L35 6L36 10H34V8H32L33 5H32V6H30V5H25V6H28L27 8L24 7V6H22V7H18L17 5H16V6H17L18 8H22V9H21V12H22V11L24 12L23 9H25V10L28 9V12H30L29 10L33 9V11H36V12H34V13H36L35 15L37 16V19H39L38 15L40 14L39 16H40V18H41V13H39L37 10L39 9V11H40V10L42 9L41 6H43V5H45V4L42 3L41 6H39V8L37 9V6H38ZM52 5H53V4H52ZM52 5H51V6H52ZM91 5H90V7H91ZM131 5H132V6H131ZM175 5H176V9L174 8ZM197 5L199 6V3H198V2H197ZM205 5H206V3H205ZM263 5H264V4H263ZM46 6H47V3H46ZM46 6H45V8H46ZM55 6H56V4H55ZM64 6H65V5H64ZM64 6H63V7H64ZM75 6H76V8L79 7L78 4H77V5H74V7H73L72 9H71V7L69 8L70 11H71V10H74V12H76L75 10H77L78 8L76 9ZM83 6H84V4H83ZM130 6H131V7H130ZM195 6H196V5H195ZM213 6H214V4H213ZM222 6H223V5H222ZM222 6H221V7H222ZM225 6H227V5H225ZM261 6H262V5H261ZM6 7H8V8H6ZM14 7H15V6H14ZM14 7H13V9H14ZM17 7H16V8H17ZM33 7H34V6H33ZM90 7H89L90 10H91L92 8H93V10L96 9V8H94V5L92 6V8H90ZM184 7L181 6V8H184ZM201 7H202L201 10H202L204 6L201 5ZM216 7H217V6H216ZM239 7H240V6H239ZM239 7H238V8H239ZM243 7H244V9H245V6H243ZM253 7H254V6H253ZM255 7H256V6H255ZM255 7H254V12H253V15H254V16H262V15H264V13H263L264 11L262 10V8H260V6H259V8L257 7L259 10L256 9ZM262 7H263V6H262ZM2 8L0 9L1 11H2ZM29 8H31V9H29ZM40 8H41V9H40ZM45 8H44L45 11H44L43 9L41 10V11H42V14H43L44 12L46 13V10H47V9H45ZM56 8H57V9H56ZM74 8H75V9H74ZM80 8H81L80 11H81L82 13H84L83 10H82V8H83V9H85V8H84V7H79V9H80ZM100 8H101L102 10H101ZM188 8H186V9H188ZM197 8H199V7H197ZM214 8H215V7H213V9H214ZM224 8H225V7H224ZM246 8H247V7H246ZM250 8H252V6H251ZM263 8H264V7H263ZM51 9L53 10V8H51ZM86 9H87V8H86ZM97 9H98V8H97ZM97 9H96V11H97ZM105 9H106V10H105ZM186 9H182V10H186ZM215 9H216V8H215ZM218 9H219V8H218ZM218 9H216V10H218ZM247 9H248V8H247ZM3 10H4V8H3ZM8 10H7V11H8ZM18 10H19V11H18V13H19V12H20V9H18ZM49 10H50V9H49V7H48V11H49ZM52 10H50L49 12L51 13ZM54 10H53V11H54ZM90 10H86L85 13H86V14H87V13H91V14H93L94 16L91 15L92 17H95V16H96V17H97V16H101L100 14H98V15L95 14V10H94V12H93V10H91V12H90ZM103 10H105V11H107V12H104ZM188 10H189V9H188ZM203 10H205V11H203V13L205 12L204 14H206V13L208 12V11H207L208 9L206 10V8L203 9ZM209 10H210V8H209ZM237 10H238V9H237ZM237 10L234 12L235 14L237 13ZM239 10H241V9H239ZM239 10H238V11H239ZM255 10H256V11H255ZM7 11H3V12H2V13H5V16H6V15H9V16L6 17V18H7V21H9L8 24H7V28H9L8 25L11 24L10 22H13V24L15 23V24H17V25L19 24V27H20V25H21V26H25L26 23H29V22L31 23V21H32L33 19L36 18L35 15H34L33 13H28V12L26 13V12H25V13H20V14L18 15V14H16V13H17V12H16L17 10H16V11H15V14H14V15H11L12 13H9L10 11H9V12H7ZM48 11H47V12H48ZM87 11H88V12H87ZM102 11H103V13H102ZM178 11H179V10H178ZM178 11H177V12H178ZM192 11H193V10H192ZM199 11H200V8H199ZM206 11H207V12H206ZM211 11H212V8H211ZM219 11H220V13H221V11H222L221 8H220ZM246 11L249 12V10H246ZM252 11H253V8H252ZM252 11H251V12H252ZM31 12H32V10H31ZM37 12H38L39 14H37ZM64 12H65V13H64ZM71 12L73 13V11H71ZM71 12H69V14H70ZM167 12H168V11H167ZM169 12H170V11H169ZM181 12L183 13V11H181V9H180L179 13H181ZM193 12H194V11H193ZM200 12H202V11H200ZM200 12H199V13H200ZM214 12H215V10H214ZM224 12H225V9H224ZM239 12H240V11H239ZM239 12H238V13H239ZM76 13H78V11H77ZM82 13H78V14H79V15H77L78 17H77L76 15H74V18H76V17H77V18H80V19L77 20V22H79V20H82L81 17H79ZM96 13H97V12H96ZM170 13H171V12H170ZM174 13H175V12H174ZM185 13H186V12H185ZM196 13H198V11H197V12H194L195 15H198V14H196ZM203 13H202V14H203ZM212 13H213V12H212ZM216 13H217V11H216ZM216 13H215V14H216ZM238 13H237V14H238ZM240 13H241V15L243 16L242 11H241ZM246 13H247V12H246ZM246 13H245V14H246ZM47 14L49 15V13H46V15H47ZM55 14H57L56 16L58 17V13H55V12H54V14H52V15H55ZM59 14H61V13H59ZM62 14H61V15H62ZM86 14H85L84 16L82 15V16L84 17V19H85ZM116 14H117V15H116ZM168 14H169V13H168ZM168 14H167V15H168ZM172 14H173V13H172ZM172 14H171V15H172ZM202 14H200V15H202ZM224 14H225V13H224ZM224 14H223V15H224ZM245 14H244V15H245ZM247 14H248V13H247ZM247 14H246V15H247ZM251 14H252V13H251ZM251 14L249 13V16H250ZM0 15H1V13H0ZM3 15H4V14H2L1 16L3 17ZM43 15H44V14H43ZM46 15H44L43 18H44ZM48 15H47V16H48ZM109 15H108V16H109ZM158 15H162V14L157 13V16H158ZM165 15H166V14H165ZM169 15H170V14H169ZM169 15H168V17H169ZM173 15H174V14H173ZM175 15H176V14H175ZM181 15H182V14H181ZM184 15H185V14H183V16H184ZM187 15H188V14H187ZM191 15H192V14H191ZM212 15H213V14H212ZM216 15H217L216 17H218V14H216ZM225 15L227 16L228 14H225ZM230 15H231V16H230V17H231V18H230V21H231L233 15H232V14H230ZM241 15H240V16H241ZM246 15H245V16H246ZM1 16H0V18H2ZM5 16H4V17H5ZM47 16H46L47 19H45V18L42 19V18H41V19H39L38 21H40V23H41V21H44V23L47 25V22H46V21H50V20H48L49 18H48ZM49 16H51V14H50ZM56 16H55V17H56ZM69 16H71V15H69ZM69 16H67L66 19H68V18L70 19ZM88 16H89V15H87V17H88ZM103 16H101V18H100V17H97V19L99 18V21H100V19H103V20L105 19V20H106L107 18H109V17L106 18L107 15L105 16V18H102ZM179 16H180V15H179ZM189 16H190V15H189ZM189 16H188V17H189ZM204 16H205V15H204ZM209 16H210V18L212 19V21H214L213 16L211 17V12H210V15H208V17H209ZM219 16H221V15H219ZM245 16H244V18H245ZM249 16L246 18L247 20L249 19ZM4 17H3V18H4ZM57 17H56V20H57ZM62 17H63V15H62ZM62 17H58V19H59V18H62ZM65 17H66V16H65ZM71 17L73 18V15H72ZM87 17H86V18H87ZM96 17H95V18H96ZM125 17H124V18L122 17V18L125 20ZM159 17H160V16H159ZM175 17H176V16H175ZM175 17H174V18H175ZM186 17H187V16H186ZM188 17H187V19H188ZM195 17H196V16H195ZM197 17H198V16H197ZM214 17H215V16H214ZM216 17H215V18H216ZM221 17H222V16H221ZM227 17H228V16H227ZM237 17H238V16H237ZM250 17L252 18V15H251ZM72 18H71V19H72ZM74 18H73V20H74L73 22H74L76 25H79V24H82V23L85 25L86 23H84V22L88 20V19H85V21L82 20L83 22H82V23L79 22V24H78V23L75 22L76 19H74ZM88 18H89V17H88ZM110 18H109V19H110ZM116 18H117V17H116ZM116 18H114V20H116ZM170 18H171V17H170ZM190 18H191V17H190ZM198 18H200V19H198ZM198 18H197V19L200 20L199 22L202 21V23H203V20L201 19V17L199 16ZM202 18H204V17H202ZM205 18H206V16H205ZM223 18H224V16H223ZM223 18H222V19H223ZM228 18H229V17H228ZM253 18H255V17H253ZM253 18H252V19H253ZM257 18H258V17H257ZM257 18H256V19H257ZM52 19H53V18H52ZM64 19H65V18H64ZM69 19H68V20H69ZM166 19H167V18H166ZM175 19H176V18H175ZM181 19H182V18H181ZM208 19H209V18H207V20H208ZM217 19H218V18H217ZM233 19H234L233 22H234V21L236 22V19H235L234 17H233ZM246 19H242V20L247 21ZM260 19H261V18H260ZM2 20H3V19H2ZM2 20H1V21H2ZM4 20H6V19H4ZM4 20H3V21H4ZM45 20H46V21H45ZM62 20H63V19H61V20L59 19V21L62 22V25H61V26H59V23H60V22L56 21V22H58V23H57V24H58L57 28H58V27H61V28H62L63 25L65 26L64 23H65L66 21L64 20L65 22H63ZM119 20H120V19H119ZM152 20H153V19H152ZM171 20H172V19H171ZM178 20H179V19H178ZM183 20H184V19H183ZM192 20H193V18L191 19V21H192ZM198 20H197V22H198ZM215 20H216V19H215ZM224 20H225V18H224ZM240 20H241V19H240ZM250 20H251V19H250ZM261 20H262V19H261ZM1 21H0V25L2 24ZM3 21H2V22H3ZM27 21H28V22H27ZM35 21H36V20H35ZM38 21H37V22H38ZM52 21L54 22V19L51 20L50 23H51ZM69 21H70V20H69ZM69 21L66 22L67 25H66L65 27H68V26H69L68 24H69V23H72V22H69ZM88 21H89V22H92V21H93V18H92V21L90 20V18H89ZM88 21H87V22H88ZM94 21H95V20H94ZM108 21H109V20H108ZM108 21H107V22H108ZM110 21H112V20H110ZM110 21H109V22H110ZM120 21H123V20L121 19ZM136 21H135V23H136V25H137V22H136ZM140 21H141V20H140ZM145 21H148V20L145 19ZM168 21H169V20H168ZM176 21H177V20H175V22H176ZM185 21H186V19H185ZM205 21H206V20H205ZM210 21H211V20H210ZM212 21H211V22H212ZM227 21H228V20L226 19V22H227ZM254 21H255V20H254ZM33 22H34V20H33ZM37 22H35V24H36ZM96 22H98V21H95L94 23H96ZM100 22H101V21H100ZM109 22H108V23H109ZM118 22H119V21H118ZM142 22H144V21H141L140 24H141ZM149 22H150V21H149ZM183 22H184V21H183ZM183 22H182V23H183ZM195 22H196V21H195ZM207 22H208V21H207ZM207 22H206V23H207ZM214 22H215V21H214ZM214 22H213V23H214ZM218 22H219V23H221V22L224 23V21H222V20H221V21L218 20ZM218 22L216 21L217 24H218ZM248 22H249V20H248ZM251 22H252V21H251ZM261 22H263V21H261ZM6 23H7V22H6ZM9 23H10V24H9ZM54 23H55V22H54ZM74 23H73V25L76 27V25H75ZM104 23H106V21H104ZM108 23H107V24H108ZM125 23H126V22H124L123 24L125 25ZM132 23H133V22H131V24L128 23L129 25L123 26L124 29L126 28V29L128 30V33H129V32L131 33V30H130V29H131V26H130V25H132ZM167 23H168V22H167ZM176 23H178V22H176ZM204 23H205V22H204ZM204 23H203V24H204ZM228 23H229V21H228ZM236 23H237V22H236ZM253 23H257V22H253ZM13 24H12V25H13ZM22 24H24V25H22ZM31 24H33V23H31ZM35 24H33V25H35ZM38 24H39V23H38ZM41 24H43V22H42ZM48 24H49V23H48ZM60 24H61V23H60ZM83 24L80 25V26L84 27ZM88 24H89V23H88ZM118 24H119V23H118ZM123 24L121 23V25H123ZM140 24H139V26H141ZM187 24H188V23H187ZM193 24H194V22H193ZM217 24H215V26H217ZM225 24H226V23H225ZM230 24H231V23H229V25H230ZM242 24H243V23H242ZM247 24H248V23H247ZM249 24H250V23H249ZM251 24H252V23H251ZM5 25H6V24H5ZM12 25H11L10 27H12ZM33 25H32L31 27H32L34 30H36L35 32H33V31L31 30L33 34L36 33L37 31H41V33H42L43 28H44V27H45V28L47 27V26H44V27H43V25H42V27H43L42 30H41V28H39V30H37V29H38L37 26H40V25H37V26L35 25L36 29H35V27H33ZM50 25L52 26V24H50ZM54 25H55V24H54ZM54 25H53V26H54ZM168 25H169V24H168ZM174 25H175V24H174ZM180 25H182V24L180 23ZM183 25H184V24H183ZM189 25H190V24H189ZM189 25L184 26L183 28H186V27H187V30H189V29H188V28L190 27ZM196 25H197V24H196ZM199 25L201 26V24H198V27H199ZM210 25H212V24L210 23ZM218 25H219V24H218ZM234 25H235V24H234ZM234 25H233V26H234ZM243 25H246V24H243ZM257 25H258V24H256V26H257ZM26 26H28V25H26ZM80 26H77V28L80 27ZM86 26H87V25H86ZM86 26H85V27H86ZM127 26H129L130 28L127 27ZM133 26H134V24L132 25V28L134 29L135 26H134V27H133ZM139 26H138V27H139ZM143 26H144V25H143ZM188 26H189V27H188ZM191 26H193V25H191ZM215 26L213 25L212 27H210V26H209V27H210V28H213V30H214ZM223 26H224V25H223ZM231 26H232V24H231ZM247 26H248V25H247ZM251 26H252V25H251ZM258 26H259V25H258ZM0 27L3 28V24H2ZM4 27L6 28V26H4ZM14 27H15V26H14ZM14 27H12V28H14ZM28 27H29V26H28ZM28 27H27V29L25 28L26 33H27V32L29 33L28 29L30 30V27H29V28H28ZM40 27H41V26H40ZM49 27H50V26H49ZM69 27H70V26H69ZM105 27H106V26H105ZM108 27H109V26H108ZM108 27H106V28H108ZM119 27H120V29L122 28L121 26H119ZM169 27H172V26H169ZM176 27H178L177 24H176ZM179 27H181V26H179ZM179 27H178V28H179ZM195 27H196V26H194V28H193V27H190V28L192 29V30L190 29V31H193V30L195 31V30L198 29L197 27H196L197 29H196ZM201 27H202V26H201ZM204 27H206V25H205ZM220 27H222V25H221ZM5 28H4V30H5ZM7 28H6V30H7ZM12 28H11V29H12ZM15 28H17V26H16ZM22 28H23V30H24V27H22ZM45 28H44V29H45ZM57 28H56V30H59V29H60V28H59V29H57ZM70 28H71V32H72V30L74 31V29H72V24H71V27H70ZM183 28H182V30H181V28L178 29V30H181V31H178V33H179V32H182V31L186 32V31H185L186 29L183 30ZM210 28H208V31H209V32H210V30H209ZM218 28H219V27H218ZM225 28H226V26H225ZM229 28H231V27H229ZM236 28H238V26H236ZM239 28H241V26H240ZM245 28H246V27H245ZM261 28H262V27H261ZM19 29H20V28H19ZM47 29H48V28H47ZM47 29L44 30V31H47ZM54 29H55V27H54ZM54 29H53V30H54ZM64 29H65V28H63V30H64ZM108 29H109V28H108ZM117 29H118V28H117ZM117 29H116V30H117ZM138 29H139V28H137V29H135V30H138ZM147 29H148V28H147ZM149 29H150V28H149ZM163 29H164V28H163ZM176 29H177V28H176ZM204 29H205V28H203L202 31H204ZM216 29H217V28H216ZM216 29H215V30H216ZM233 29H234V28H233ZM14 30H15V29H14ZM14 30H13V31H14ZM25 30H24V31H25ZM48 30H49V31H47V34H50V33H48V32H50V30L52 31V27L49 28ZM56 30H55V31H56ZM66 30H67V29H65V31H66ZM75 30H76V28H75ZM81 30H82V29H81ZM110 30H111V28H110ZM118 30H119V29H118ZM118 30H117V32H116V34H115V37L117 36L118 33H119V34H122V33H120ZM121 30H123V28H122ZM127 30L125 31L126 33H127ZM129 30H130V31H129ZM145 30H146V29H145ZM145 30H142V31L144 32ZM161 30H162V29H161ZM168 30H169V28H168ZM172 30H173V29H172ZM206 30H207V29H206ZM213 30H211V31H213ZM227 30H228V29H227ZM239 30H241V29H239ZM0 31H1V29H0ZM15 31H16V30H15ZM44 31H43V32H44ZM59 31L62 32V30H59ZM65 31H64V33H65ZM106 31H107V30H106ZM108 31H109V30H108ZM138 31H140V30H138ZM142 31H141V33L139 32V33H140V34H139L140 37H141V34L143 33ZM148 31L150 32V30H148ZM163 31H165V30H163ZM163 31H162V32H163ZM170 31H171V30H170ZM190 31H187V32H189L188 34L193 33V32H190ZM197 31H201V30L199 29V30H197ZM197 31H196V33H197V35H198L199 32H197ZM202 31H201V32H202ZM221 31H222V30H221ZM221 31L218 30L217 32L219 33V32H221ZM236 31H237V30H236ZM1 32H2V31H1ZM9 32L12 33V32L10 31V29H9L8 33H9ZM21 32H22V31H21ZM52 32H53V31H52ZM56 32H57V31H56ZM56 32H55V33H56ZM69 32H70V30L68 29V33H69ZM133 32H135V31L133 30ZM167 32H169V31H167ZM187 32H186V34H187ZM204 32H206V31H204ZM213 32H215V31H213ZM224 32H225V31H224ZM4 33H5V32H4ZM16 33H17V32H16ZM19 33H20V32H19ZM24 33H25V32H24ZM24 33H22V34H24ZM45 33H46V32H45ZM126 33H124V30H123V34H122V36H123L124 34H126ZM128 33H127V34H128ZM135 33L138 34L137 31H136ZM171 33H173V31H172V32H169V34H171ZM176 33H177V32H176ZM202 33H203V32H202ZM215 33H216V32H215ZM218 33H217V34H218ZM240 33H241V32H240ZM2 34H3V33H2ZM14 34H15V33H14ZM30 34H31V33H29V35H30ZM37 34H40V33H36L35 35L37 36ZM60 34H61V33H60ZM70 34H71V33H70ZM103 34H104V33H103ZM119 34H118V36H119ZM137 34H136V35H137ZM143 34H144V33H143ZM145 34H146V32H145ZM153 34H154V33H153ZM153 34H152V35H153ZM160 34H163V33H160ZM160 34H159V36H161V37H160L161 39H160V38H157V35H158V34H155L156 36H155V35H154V36H155L156 38L154 37V40H151V39H152V38H151V39H148V40H149L148 42H144V41H143L144 43L142 42L141 44H140V40H143V39L146 37V35H145V36L142 35V37L144 36L143 39H141L142 37H141V38L139 37V38H140V39H138V40H139V43H136V42H138V40H137L138 36H137V38H136V40H135V44H136L137 46H136V45H135V46H132V47L130 46V48L126 46V48H125V45H124V44H126L127 42H129V41L133 38V37L131 36V39H130V40H129V38H128L129 41L127 40V42H126V41L124 40L125 43H124V42L121 43V44L124 43V44H123V45H124V48H123V46H122V49H123V50H121V47H118V46H121V45H115L116 42H114V45L118 48V49H117L118 51H119V48H120V50L123 52V55H122V56H124V55L127 56V55H126V54L128 53L127 50H128V51L133 50V52H132V51H131V52L134 53V50H135V51H136V50H137V51H138V50H139V51H145V50H147V49H149V48H150V49H151V48L156 49V50H158V51H157V53H156V51H155V53L157 54V57H159V58H160V56H159L160 54H162V53H163V54L167 53V54H165V55H167L169 58H168L167 56H166V60H165V58H164V60H165L166 63H167V62H168V59H170V58H173V60H174V58L177 57V58H176V60H177V59H178V56H179L178 53H179V52L182 53L181 50H185L184 52H185V54H186V50H190V51L195 50L196 53H197L198 50H200V51L202 50V52L205 50L204 53L208 50V51H207L208 53H213L212 51L209 52V51H210L209 49H212V50H215L216 55H217V53H219V50L222 49V50L224 51V52H223V54H224V53H225V50H229L230 47L233 48L234 46L232 47L231 44L235 43V42H233V41H234V40H233V41H230V42H231V44H230V42L228 41L229 39L227 40V37H228L230 34H226V36H227V35H228V36H227V37L225 36V37H226L225 39H224V38H221V39H220V40H221V43H217L218 46L215 45V46H217V47H214L212 42H211L212 44L210 43L211 45H210V44H209V45L207 44L208 41L210 40V39H209V40L206 39V38H207V35H206L205 37H204V35L202 36V37L205 38V39L202 38V39H200V40L198 39V40L195 41L194 38L197 37V36H195L196 34L193 33V34H194V37H193V36L190 37V36L193 35V34H191L190 36L188 35V36L191 38V39L188 40V41H191L192 38H193V41H195V43H194L193 45H191L190 42H188V43H189V44L187 43L188 45H186V46H182L181 42H179V41H182V43H183V42H184V43L187 42V41H183L186 37H184V39L181 38V37H179L180 40H179V39H176V41L179 40V41L176 43V41H173V40L175 39V36L178 35V34H176V35L174 36V38L171 37V36H173L174 34L171 35V36L168 34L167 37L172 38L171 40H169V39H168V40H164V39L166 38L165 35H166L167 33H165V34H163V35H160ZM203 34H204V33H203ZM212 34H213V33H212ZM212 34H211V35L209 34V37H208V38H210V36H216L215 34H214V35H212ZM222 34H223V31H222ZM222 34H220V35L222 36ZM236 34H237V33H236ZM0 35H1V34H0ZM15 35H16V34H15ZM31 35H32V34H31ZM35 35H32V36H35ZM42 35L47 36L46 34H42ZM51 35H52V34H51ZM53 35H55V34H53ZM57 35H58V34H57ZM68 35H69V34H68ZM68 35H67V36H68ZM94 35H96V34H94ZM128 35H129V34H128ZM128 35H127V36H128ZM130 35H132V34H130ZM130 35H129V36H130ZM134 35H135V34H134ZM179 35H180V36H181V35L183 36V33H180ZM184 35H185V34H184ZM199 35H200V34H199ZM199 35H198V37H199ZM201 35H202V34H201ZM201 35H200V36H201ZM247 35H248V34H247ZM249 35H250V34H249ZM249 35H248V36H249ZM25 36H26V34H25ZM32 36H30V37L27 36V37L31 38ZM36 36H35V37H36ZM59 36H60V35H59ZM62 36H63V35H62ZM65 36H66V33H65ZM65 36H64V38H65ZM80 36H81V35H80ZM85 36H86V35H85ZM104 36H105V35H104ZM118 36H117V37H118ZM122 36H119V37H122ZM125 36H126V35H125ZM127 36H126V37H127ZM163 36H165V37H163ZM185 36H186V35H185ZM223 36H224V35H223ZM237 36H239V35L237 34ZM237 36H236V38H237ZM39 37H40V35H39L38 37H36V38L38 39ZM57 37H58V36H57ZM69 37H70V36H69ZM106 37H107V36H106ZM123 37H124V36H123ZM123 37L120 38L121 41L123 40ZM126 37H124V39H126ZM149 37H150V36H147V38H149ZM151 37H153V36H151ZM162 37H163V39H162ZM176 37L178 38V36H176ZM198 37H197V38H198ZM217 37H219V34L217 35ZM233 37H234V36H233ZM239 37H240V36H239ZM239 37H238V38H239ZM245 37H246V36H245ZM32 38H34V37H32ZM36 38H34V40H35ZM43 38H44V36H43ZM48 38H50V35H49V37L46 38V40H48ZM59 38H60V37H59ZM62 38H63V37H62ZM62 38H61V39H62ZM67 38H68V37H67ZM85 38H86V37H85ZM88 38H89V36H88ZM99 38H100V37H99ZM187 38H188V37H187ZM200 38H201V37H200ZM231 38H232V37H231ZM234 38H235V37H234ZM240 38H241V37H240ZM242 38H244V37H242ZM247 38H249V37H247ZM247 38H246V39H247ZM250 38H251V36H250ZM252 38H253V37H252ZM37 39H36V41H37ZM41 39H42V36H41ZM55 39H56V37H55V38L52 37V40H55ZM90 39H91V38H90ZM113 39H114V38H113ZM117 39H119V38H117ZM134 39H135V38H133L132 40H134ZM145 39H146V38H145ZM166 39H167V38H166ZM195 39H196V38H195ZM213 39H214V38H213ZM213 39H212V40H213ZM222 39H224V41H223ZM246 39H244L245 42H246V41H247V42H250V41H248L249 39H247V40H246ZM253 39H255V41H257L255 37H254ZM253 39H251V41H252V43L250 42L251 44L248 43L249 45H253V43H254V40H253ZM43 40H44V39H42V40H39V39H38V41H41V42H42ZM57 40H58V39H57ZM57 40H56V41H57ZM63 40H64V39H63ZM68 40H69V39H67L66 44H68V43H67ZM70 40H71V39H70ZM70 40H69V41H70ZM76 40H77V39H76ZM79 40H82V39H79ZM87 40H88V39H87ZM99 40H100V39H99ZM115 40H116V38H115ZM115 40H114V41H115ZM120 40H119V41H120ZM205 40H208V41L205 42ZM217 40H218V38H217ZM235 40H236V39H235ZM237 40H238V39H237ZM241 40H242V39H241ZM241 40L239 41L240 43H241ZM36 41H35V42H36ZM38 41H37V42H38ZM58 41H60V40H58ZM61 41H62V40H61ZM73 41H75V40H73ZM111 41H112V40H111ZM146 41H147V39H146ZM197 41H198V42H197ZM213 41L216 42V37H215V39H214ZM222 41H223V42H222ZM30 42H33V41H30ZM43 42H44V43H47V42H49V40H48L47 42H46V41H43ZM43 42H42V44H44ZM50 42H51V40H50ZM50 42H49V43H50ZM75 42H76V41H75ZM75 42H74V44H75ZM79 42H80V41H79ZM82 42H83V41H82ZM90 42H91V41H90ZM96 42H97V41H96ZM112 42H113V41H112ZM131 42L133 43L134 41H130V43H131ZM232 42H233V43H232ZM130 43H129V44H130ZM179 43H180L181 46L179 45ZM184 43H183V44H184ZM191 43H193V42L191 41ZM197 43H199V44H197ZM200 43H201V44H200ZM204 43H205V45H204ZM228 43H229V44H228ZM236 43L238 44V42H236ZM57 44H59V43H57ZM57 44H56V45H57ZM64 44H65V43H64ZM71 44H72V42H71ZM76 44H77V43H76ZM78 44H79V43H78ZM80 44H81V43H80ZM185 44H186V43H185ZM206 44H207L208 46H207ZM215 44H216V43H215ZM54 45H55V43H54ZM62 45H63V44H62ZM62 45H60V46H62ZM84 45H85V44H84ZM86 45H88V44H86ZM114 45H113V47H114V49H115L116 47H115ZM126 45H128V44H126ZM131 45H134V44H131ZM219 45H220L221 47H220ZM227 45H230V47H229L228 49L225 48ZM235 45H236V44H235ZM239 45H241V44H239ZM46 46H49V45H46ZM71 46H73V45H69V48H70ZM91 46H92V45H91ZM95 46H96V45H95ZM100 46H101V45H100ZM108 46H109V45H108ZM108 46H107V47H108ZM236 46H237V45H236ZM236 46H235V49L233 48L235 51H237L236 49L239 48V47L236 48ZM247 46H248V45H247ZM247 46H246V47H247ZM56 47H57V46H56ZM58 47H59V46H58ZM73 47H74V46H73ZM109 47H110V46H109ZM109 47H108V49H109ZM240 47H241V46H240ZM261 47H263V46H261ZM261 47H260V48H261ZM47 48H48V47H47ZM53 48H55V47H53ZM53 48H52L51 46L49 47V49H53ZM59 48H61V47H59ZM59 48H58V49H59ZM67 48H68V47H67ZM82 48H83V47H82ZM85 48H86V47H85ZM87 48H88V47H87ZM101 48H102V47H101ZM111 48H112V46H111ZM219 48H220V49H219ZM56 49H57V48H56ZM64 49H66V48L64 47ZM64 49H63V50H64ZM83 49H84V48H83ZM92 49L94 50L95 48H92ZM114 49H113V51H110V52H114V51H116V50H114ZM217 49H218V51H216ZM233 49H232V50H233ZM261 49H262V48H261ZM53 50H55V49H53ZM86 50H88V49H86ZM104 50H105V49H104ZM104 50H102V51H104ZM110 50H111V49H110ZM124 50H125V51H124ZM151 50H152V49H151ZM151 50H150V51H151ZM179 50H180V51H179ZM230 50H231V49H230ZM232 50H231V52H232ZM238 50H239V49H238ZM240 50H241V49H240ZM258 50L260 51V53L264 52V49H262V50H263L262 52H261L260 49H257V51H258ZM48 51H49V50H48ZM51 51H52V50H51ZM51 51H50V53H51ZM57 51H58V50H57ZM60 51H62V50H60ZM60 51H59V52H60ZM137 51H136V52H137ZM177 51H178V52H177ZM241 51H243V50H241ZM59 52H53V56H55L56 54L58 55ZM85 52H86V51H85ZM122 52H121V53H122ZM124 52H127V53L124 54ZM145 52H146V51H145ZM159 52H161V53H159ZM187 52H189V51H187ZM202 52H200V53H201L200 55H201V56H202V54H203V56L206 55V58H207L206 61H207V62H210V60H209V58H208L209 54H208V56H207V52H206V54H204V53H202ZM226 52H227V51H226ZM231 52H230V53H231ZM243 52H244V51H243ZM50 53H49V55H50ZM64 53L67 55L68 52H67V53L64 52ZM86 53H87V52H86ZM90 53H91V52H89V55H90ZM107 53H108V52H107ZM115 53H116V54H115ZM129 53H130V52H129ZM148 53H149V52H148ZM148 53H146V54L148 55ZM155 53H154V54H155ZM181 53H179V54H181ZM191 53H193V51L190 52V54L188 53L189 56L186 55L187 57H189V60H190V61L187 59L186 56L183 55L184 58L186 57L185 59H187V60L189 61V62H188V63H189L188 65H187V60H186V63H185V62L183 61V59L181 58V57H183L182 54H181V56H180V58H179L178 60L181 61V62L183 61L184 64H186L188 67H189L190 64H195L196 62H197V63L201 62V61H199V62L197 61L199 58L201 59V56L199 57V53H198V54L195 53V55H197L198 58H195L196 56L194 57V55L192 56ZM233 53H234V52H233ZM233 53H231V56L233 55ZM237 53H238V52H237ZM257 53H258V52H257ZM65 54H64V55H65ZM70 54H71V53H70ZM75 54H76V53H75ZM75 54H74V57H75V58H73L72 56H71V57H70V56L67 57L68 55L66 56V58H72V60H71V59H70V60L73 62V65H74V66H75V65L77 66L79 63H80V64L82 63V65L85 64V63L82 62V59H83V58H81V57H84L85 55L81 52V54H83V56H81V57L79 58L80 54L78 53V54H76V56H75ZM87 54H88V53H87ZM91 54H92V53H91ZM98 54H99V53H98ZM109 54H111V53H109ZM109 54H108V55H109ZM114 54H115V55H114L115 57H116V55H118V57H119V55H121V54H120V51H119V54H118L117 52H114ZM134 54H135V53H134ZM154 54H152V56H154V58H155V57H156V56H155L156 54H155V55H154ZM158 54H159V55H158ZM163 54H162V55H163ZM183 54H184V53H183ZM213 54H215V53H213ZM213 54H212V57L214 56ZM228 54H229V53H228ZM235 54H236V52H235ZM235 54L233 55V56H234V59H235V57H236ZM246 54H247V53H246ZM255 54H256V53H254L253 55H255ZM57 55H56V57H57ZM60 55H61V53H60ZM62 55H63V54H62ZM62 55H61V56H58V58H59L60 60H61V59H64V58H63L64 55H63V56H62ZM71 55H72V54H71ZM93 55H94V54H93ZM111 55H112V56H110V58H114L113 54H111ZM147 55H146V57H147ZM149 55H150V54H149ZM190 55H191L192 57H194L195 60L197 59L196 61L194 60V63H191V62H193V61H192V59H190V58H191ZM210 55H211V54H210ZM219 55H220V53H219ZM221 55H222V53H221ZM237 55H238V54H237ZM253 55H246V56H248V57L243 56V57H245L244 60H243V63L249 58V56H253ZM256 55H257V54H256ZM256 55H255L254 57L257 58V56L260 55V54L258 53V55H257V56H256ZM261 55L263 56V54H261ZM77 56H78L79 59H81L80 61L77 59ZM91 56H92V55H90V57H91ZM94 56H95V55H94ZM94 56H92V57L94 58ZM96 56H97V55H96ZM99 56H100V55H98L97 57H99ZM102 56H103V54H102L98 59L101 60L100 58H104V56H103V57H102ZM122 56H121V58H122ZM152 56L150 55V58H151ZM227 56H230V54L227 55ZM231 56H230V57H231ZM233 56H232V57H233ZM240 56H241V55H240ZM48 57H50V56H48ZM56 57H55V58H56ZM60 57H61V58H60ZM87 57H89V56L86 55V57H85L84 59H86V60L88 61L90 58L87 59ZM97 57H95V58H97ZM105 57L107 58L108 56H106V54H105ZM118 57H116V59H117ZM141 57H143V56H141ZM157 57H156V58H157ZM163 57H164V56H162L161 60L163 59ZM237 57H238V56H237ZM51 58L53 59L52 56H51ZM119 58H120V57H119ZM124 58H125V57H124ZM148 58H149V57H148ZM148 58H146V59L148 60ZM154 58H153V59L151 58L150 60H148V65H149L150 63H151V65H152V63H153L152 66L155 67V69H156L157 64H158V65L161 64V66H162L163 63H161V62H163V61L159 60V58H158L157 60H154ZM202 58L205 59V57H202ZM210 58H211V57H210ZM250 58H253V57H250ZM256 58H255V59H256ZM258 58H260V56H259ZM262 58H264V56H263ZM45 59H47V62H46V60H44V59H43V60H42V59H39V60H40L41 62L43 61L42 63H45L46 65L54 64V67H55L56 65H59L58 63L60 62L58 59H57L58 62H56V63H55V61H56L55 59H54V63H53V61H52L50 58H45ZM49 59H50L51 63L47 64V63L49 62ZM73 59H74L75 61L78 60L79 63H78V64H77V63L74 64L75 62L73 61ZM84 59H83V61L85 62L86 60H84ZM122 59H123V58H122ZM180 59H182V60H180ZM242 59H243V58H242ZM245 59H246V60H245ZM253 59H254V58H253ZM70 60H69V61H70ZM92 60L96 62L95 59H92ZM92 60L89 61V65H86V64H87V61H86V64H85V65H86V66H90V63H91V65L97 63V64L94 65V66H97V65H98L99 67H101L102 62H101V64L99 63V64H100V65H99V64H98V62H100L99 60H97L98 62H96V63H95V62L93 63ZM103 60H104V59H103ZM103 60H102V61H103ZM107 60H109V58H107ZM112 60H113V59H112ZM140 60H141V59H140ZM142 60H143V59H142ZM152 60H153L154 62L157 61V62H156V66H154L155 64H154V62H152ZM158 60H159V61H158ZM231 60H232V59H231ZM236 60H237V59H236ZM248 60H249V59H248ZM248 60H247L246 62L250 64V60H252V59H250L249 62H248ZM7 61H8V60H7ZM40 61H38V62H39L38 64H42ZM44 61H45V62H44ZM66 61H68V60H66V59H65L64 61L62 60L61 62H62L63 64H61V63H60V64H61V65H64V63H65V66H67L66 64L69 63V61H68L67 63H66ZM110 61H111V60H110ZM114 61H115V58H114ZM114 61L112 62L113 64H114ZM116 61H118V60H116ZM120 61H121V60H119V62H120ZM136 61H138V59H137ZM136 61H135V62H136ZM145 61H146V60H145ZM145 61H144V62H145ZM150 61H151V62H150ZM171 61H172V60H171ZM171 61H169L170 64H171V63H172V64L175 63L174 61H172V62H171ZM255 61H257V59H256ZM263 61H264V60H263ZM263 61H259V62H261V63H260L261 65L259 64L260 66H259V65H256L257 62H254V61H253V63H251V64H253V65H251V64H250V65L247 64V67H246V68H248V69H246V70H249V67H250V66H253V67H250L251 70H254V66H255V67H258V66H259V68H261V66L264 64ZM4 62H6V61H4ZM10 62H11V60H10ZM76 62H77V61H76ZM103 62H104V61H103ZM105 62H107V61H105ZM108 62H109V61H108ZM119 62H115V63H119ZM139 62H140V61H139ZM144 62L142 61V63H144ZM158 62H159V63H158ZM173 62H174V63H173ZM181 62H176V63H177V65H179ZM207 62H205V63H207ZM211 62H212V61H211ZM11 63H12V62H11ZM13 63L15 64V61H14ZM18 63H19V62H18ZM22 63H23V62H22ZM27 63H28V62H27ZM27 63H23L22 65H24V64H26L27 66L29 65V66L27 67V68H29V67L31 66V63H30V62H29L30 64H29V63L27 64ZM32 63L34 64V61H33ZM70 63H71V62H70ZM123 63H124V62H123ZM131 63H132V62H131ZM176 63L174 64V68L177 67V66L175 67ZM202 63L204 64L203 61H202ZM202 63H201V64H202ZM241 63H242V62H241V59H240V64H241ZM254 63H255V64H254ZM262 63H263V64H262ZM3 64H4V63H3ZM3 64L1 63L0 66H2ZM16 64H17V63H16ZM33 64H32V66H31V68L29 69V71L25 68V70L29 72V73L26 74V75H29V77L31 76L30 74H32V75H33V73H34V74H37V72H36V73H35V72H32V68H33V70H34V68L37 67V66L33 67ZM38 64H36V65H38ZM45 64H43V65H45ZM80 64H79V65H80ZM106 64H107V63H106ZM106 64H103V65H106ZM125 64H126V63H125ZM135 64H136V63H135ZM137 64H138V63H137ZM164 64H165V63H164ZM170 64H169V65H170ZM184 64H183V65H184ZM199 64H200V63H199ZM199 64H195V65H199ZM201 64H200V66H201ZM203 64H202V66H203ZM207 64H209V63H207ZM237 64H239V63H237ZM240 64H239V66H238V69H239V67H240ZM244 64L246 65V63H244ZM257 64H258V63H257ZM4 65H6L5 67H7V66L10 65V64H9V62H8V63L6 62ZM4 65H3V66H4ZM22 65L19 64V66H21V67H22ZM26 65H25V66H26ZM34 65H35V64H34ZM71 65H72V63L70 64V67H71ZM73 65H72V66H73ZM82 65H81V66H82ZM85 65H84V66H85ZM131 65H132V64H131ZM131 65H130L129 67H131ZM140 65H141V62H140ZM145 65L147 66V62H146ZM151 65H149V66H147V67H150ZM165 65L167 66V68H169L168 63L165 64ZM183 65H181V68H183ZM205 65H206V64H205ZM245 65H242V66H241L242 68H240V69H241V70H243V69L245 70ZM11 66H12V67L15 66V67L18 69V71H20L18 66H16V65H11ZM11 66H8V67H11ZM98 66H97V67H98ZM114 66H116V64H115ZM114 66L112 65V67H114ZM117 66H118V65H117ZM117 66H116V67H117ZM120 66H121V65H120ZM124 66H125V65H124ZM135 66H136V65L132 66V67H131L132 69H131V68H130V69L133 70L134 68H136ZM142 66H144V65L142 64ZM166 66L163 65L164 68H165ZM190 66H191V65H190ZM210 66H211V64H210ZM21 67H20V69H22ZM40 67H41V66H40ZM48 67H49V66H48ZM109 67H110V66H109ZM125 67H126V66H125ZM129 67H128V68L126 67V68L129 70ZM133 67H134V68H133ZM140 67H141V66H140ZM170 67H172V69L174 70V68H173L172 65H171ZM188 67H187V68H188ZM191 67H194V66L192 65ZM196 67H197V66H196ZM196 67H194V68L196 69ZM262 67H264V65H263ZM38 68H39V67H38ZM52 68H53V66H52ZM101 68H102V67H101ZM105 68H106V67H105ZM120 68H121V67H120ZM126 68H125V69H126ZM137 68H138V65H137ZM137 68L135 69V71L133 70L134 72H131V70H130V71L127 70L129 73L126 72V70H125V72H123V71H124L123 68H122V69H123L122 71L119 70V69H118V70L115 69L117 72L121 71L122 73H128V75L123 74L124 77H123V76H122V77H121V76L119 77L118 74H119L120 72L117 74V72L115 71V72H116V75H117V79H115V81H114L113 77L115 78L116 76H113V77H112V74L114 73V72L112 71L113 73L110 74V76H111L110 79H111V80L113 79L112 82H115V83H112L109 79H108V80H109L112 84H116V85H117V88H118L119 85H118V81L116 82V80H119V81H120L119 83H121V81H122L121 79H122V78H124V79L126 78L127 81H128L129 83L131 82L133 85L131 84L132 86H130V84H128V85H124V86H129V88H130V87L132 88L133 86H135V85L137 84V85H136L137 87L132 88L133 90L130 88V90L133 91V92L131 91V93H134L136 90H138V87H140L141 89H142V88L144 89V90L142 89L143 91H141V89H139L141 92H144L145 90H146L145 92H148V89H150V88L153 90L154 87H157V88H158L159 86L161 87V84H158V83H157L161 78H165V79L167 80L168 76H170V75L172 76V74H174V71L171 70V72H170V69H171V68L169 69V72L172 73V74H169V73H168L169 75L167 74V75H168V76H166L167 78H166L165 76H164V77H160V76H162L163 74L166 75V72H168V71L166 70V71H163V74H162V70H165V69H162V68H161V74H162V75H160V73L157 72L158 69H156V70H155L156 72H155L154 70H152V71H151L150 69L148 70V68H147V70H145L146 67H145V68L142 67V68H144V71H140L141 69L138 68V69H139V70H138ZM157 68H158V66H157ZM178 68L180 69V67H178ZM199 68H200V67H198V70H199ZM203 68H205V67L203 66ZM259 68H257V69H259ZM41 69H42V68H41ZM43 69H44V68H43ZM48 69H49V68H48ZM48 69H47V70H48ZM152 69H153V68H152ZM176 69H177V68H176ZM176 69H175V71L178 72L177 70H179V69H177V70H176ZM183 69H184V71L187 70V69H185V68H183ZM25 70H24V68H23V70L20 71V72L23 73V74L21 73L22 75H25L24 72H23V71H25ZM30 70H31V71H30ZM36 70H37V69H36ZM36 70H34V71H36ZM39 70H40V68H39ZM39 70H37V71H39ZM45 70H46V69H45ZM49 70H51V69H49ZM49 70H48V71H49ZM71 70H72V69H71ZM71 70H70V71H71ZM189 70H191L192 73L190 72L191 75H190V76L187 75V76L192 77V78L194 79V78H195L194 76H196V75H194L193 73L197 74V69H196V70H193V68H191V69H188V71H189ZM192 70H193L194 72H193ZM241 70H240V71H241ZM259 70H260V69H259ZM48 71H47V72L45 71V72H46V73H50V72H48ZM181 71H182V70L179 71V74H180ZM188 71H187V72H188ZM202 71H203L202 68H201V71H200V70L198 71V76H196L197 78H198L199 75H200L199 72H202ZM255 71H256V70H255ZM53 72H55V70H54ZM67 72H68L69 74H67ZM67 72H66L67 76H70V73H71V72H69V71H67ZM159 72H160V69H159ZM164 72H165V73H164ZM25 73H26V72H25ZM55 73H57V72H55ZM55 73H51V74H52V77H53V78H56V77H57L56 79H58V76H59V75L57 76V74H58V73H57V74H56V77H54V76H55ZM72 73H73V72H72ZM122 73H121L120 75H122ZM130 73H131V74H130ZM182 73H183V71H182ZM203 73H204V72H203ZM239 73H240V72H239ZM244 73H247V72L245 71ZM16 74H18V73H16ZM51 74H50V75H51ZM53 74H54V76H53ZM66 74L64 73V74H61V75H62V76H65ZM158 74H159L160 76H159ZM183 74H184V75H183ZM183 74H181V75H182V78H181V76L178 75V73H177L176 76L180 77V79H178V77H177L178 81H176V82H179V81L183 82V81L187 78V76L185 75V72H184ZM207 74H209V73H207ZM207 74H206V75L203 74L204 77L207 76ZM213 74H214V73H213ZM240 74L243 75L242 72H241ZM26 75H25V76H26ZM50 75H49V76H50ZM61 75H60V76H61ZM71 75H73V74H71ZM105 75H106V74H105ZM108 75H109V74H108ZM113 75H115V73H114ZM193 75H194V76H193ZM214 75H215V74H214ZM216 75L218 76L219 74L216 73ZM18 76H19V74H18ZM60 76H59V77H60ZM102 76H103V75H102ZM158 76H159V77H158ZM173 76H175V75H173ZM183 76H186V78L183 79ZM200 76L202 77V75H200ZM212 76H213V75H211L210 78H211ZM217 76H216V77H217ZM26 77H28V76H26ZM26 77H25V78H26ZM33 77H34V76H33ZM33 77H31V78H32V79H35V78H33ZM39 77H40V76L38 75V77H36V78H39ZM104 77H105V76H104ZM106 77H107V76H106ZM118 77L121 78V79H118ZM157 77H158V81H157ZM213 77H214V76H213ZM213 77H212V78H213ZM218 77H219V76H218ZM31 78H30V79H31ZM107 78H108V77H107ZM174 78H175V77H174ZM192 78H190V79L188 78V79L191 81V80H193ZM202 78H203V77H202ZM202 78H201V79H202ZM207 78H208V77H207ZM207 78H205V79H207ZM27 79H29V78H27ZM32 79H31V80H32ZM101 79H102V78H101ZM103 79H104V78H103ZM169 79H170V77H169ZM198 79H199V78H198ZM215 79H218V78H215ZM222 79H223V78H222ZM226 79H227V78H224L222 81H224V80H226ZM35 80H36V79H35ZM50 80H51V79H50ZM97 80H98V79H97ZM105 80H106V79H105ZM105 80H104V81H105ZM171 80H173V77H172ZM174 80H175V79H174ZM182 80H183V81H182ZM212 80H214V79H212ZM33 81H34V80H33ZM101 81H102V80H101ZM104 81H103V82H104ZM109 81L106 80V82H104V83H108ZM125 81H126V80H125ZM161 81H162V82H165V80L163 81V79H161ZM161 81H160V83H161ZM185 81H186V80H185ZM187 81H188V80H187ZM193 81H194V80H193ZM195 81H197V79H195ZM201 81H202V80H201ZM204 81H205V80H204ZM208 81H209V80H208ZM220 81H221V79L219 80V83H218V81H217V83L220 84ZM222 81H221V83H222ZM34 82H35V83H33L32 86H34L36 83H38V81H34ZM123 82H124V81H122V83H123ZM210 82H213V81H210ZM215 82H216V80H215ZM97 83H98V82H97ZM97 83H96V84H97ZM99 83H100V82H99ZM104 83L101 84V85H105ZM111 83H109V86H112ZM125 83H127V82H125ZM125 83H124V84H125ZM165 83H167V81H166ZM168 83H170L169 80H168ZM168 83H167V85H168ZM193 83H194V82H193ZM196 83L198 84V83H200V81H199V82L197 81ZM196 83H195V84H196ZM205 83H206V82H205ZM207 83H208V82H207ZM207 83H206V84H207ZM134 84H135V85H134ZM206 84H205V85H206ZM208 84H209V83H208ZM212 84H213V83H212ZM212 84H211V85H212ZM215 84H216V83H215ZM218 84H217V85H218ZM37 85H38V84H37ZM97 85H98V84H97ZM116 85H114V86H116ZM162 85H163V86L161 87V90H162L163 87H165V86L167 87V85H165L164 83H163ZM170 85H172V83H170ZM170 85H168V87H169ZM209 85H210V84H209ZM217 85H215V86H217ZM263 85H264V84H263ZM121 86H122L121 88H124L123 84H122ZM199 86H200V84H199ZM206 86H207V85H206ZM213 86H214V85H213ZM215 86H214V87H215ZM166 87H165V90H166ZM168 87H167V88H168ZM200 87H201V86H200ZM208 87H209V86H208ZM214 87H211V88L214 89ZM114 88H115V87H114ZM114 88H113V89H114ZM127 88H128V87H127ZM127 88L124 89V90H127V91H128ZM136 88H137V89H136ZM259 88H261V87H259ZM259 88H257L256 91H257ZM119 89H120V87H119ZM119 89H118V90H119ZM134 89H136V90H134ZM151 89L149 90V92L152 91ZM154 89H155V88H154ZM169 89H170V87H169L167 90H169ZM173 89H174V88H173ZM209 89H210V87H209ZM261 89H262V88H261ZM261 89H260V90H261ZM124 90H121V91L125 92ZM130 90H129V91H130ZM157 90H158V89H157ZM157 90H155V91H157ZM159 90H160V89H159ZM159 90H158V91H159ZM260 90H258V92H259ZM112 91H113V90H111V92H112ZM153 91H154V90H153ZM155 91H154V92H155ZM158 91H157V92H158ZM253 91H254V90H253ZM256 91H255V93L258 94V92H256ZM263 91H264V88H263L262 92L260 91L262 94H260V92H259V95H256V94H255L256 96H258L257 98H254V97H256V96H253L254 92H252L253 94L250 93V95H252V97L250 98V101L252 100V102H251V103L248 102L249 105L246 104L247 106H246L245 104H243L244 102H237V103L234 104L233 106L231 105L230 107H228L229 110L227 109V112H228L229 114L231 113L232 115L230 114L231 117H229V116L227 115L230 119L227 120L226 123H225V122L222 123V124H226L225 127L221 128L220 125H219V127H220L221 129L219 128V130H218L215 134L212 133L213 135H210L209 133H211V130H212L213 128H216V127H217V125H218V120H219V119L221 120L224 116H226L225 114H224V115L221 114L222 111L219 112V113L221 114V116H218L217 118H212V119L209 118V120H208L207 123H206L207 125H206L205 123H202V124L200 123V125L197 126V130H195V131H197V132H200V131H201L200 133L202 134V132H203V135H204V132H205V133L207 132V135H210V137L208 136V139L206 138L207 140L204 139L205 142H204V141L201 142L202 140H200V144L194 146V145H193V142L195 141V139H193L192 141H190V140H191V139H190V140H188L189 142H187L186 144H185V142H184L185 145H183V146L180 145L178 148H176V146H175V147L173 146L172 149H171V147H169V148L167 147L169 150L167 149V151L164 152L165 155L163 154V156H162V154H161V156L165 158V161H164V159H163L164 162H163V164H161L162 166L164 165L163 168H164L165 170H166V168H167V169H169L170 167L172 168V166L176 163L175 161H179L180 159H181V161H182V162L180 161L182 164H181V165L179 164V167L177 166V169H175V171H174V170H173V172H170V171H169L170 174L168 175V177H165L166 179H164V181L158 183L157 185H155V186H153V187H150V189H148V190H144V191H142V192H140V193L137 192V195H135L134 198H131L128 202L126 201V202H124V203H120V204H118L117 206L114 205L115 202H116V201L114 202V199H116V197L113 196V197H114V198H113V197L111 196V194L108 195V196H111V197L113 198V199H112V198L109 197L110 199H108V200L112 201V202H110V204L112 205V203H114L113 206H116V207H115V209L113 210L112 214L108 211V207H107V211H108V213H110V215H109V214H107V215H109L110 217L106 219L105 226L103 227V229L100 230V231H101V236H100L99 238L96 236V238H97L96 240H95V237L93 238V239L95 240V242H93V244H92L90 247H88V249H86V252L84 253V255H83V256L81 257V259H80L77 263H75V264H102V262L105 261V259H107V258H113V259L118 258L120 261H122L123 258H124V256L122 255V253H123L124 251H123L121 248H119L118 245H119V244H122L123 242L125 243V241L129 238V236L134 235V234L137 232V231H136V230H137V225H136V224H138V225L141 226V227H142V226H144V227L147 226V225H148L147 220H148L149 218H151L152 220H154V221L156 222V226L160 227L159 230H157V231L155 232L154 236H152V238L150 239V242L157 243V242H161V241H163L164 239H168V238H169V232L173 231L174 229H179V228L176 226L177 223H179V222H176V221L170 216V211H169V212H166L167 210L163 211L162 208H161V207H163V206H161V207L159 206L160 208H158V204L160 203L159 201H161L160 199L164 198V196L167 197V195H169V194L171 195V192L173 193V189H175V184H174V182H175V180H176L175 178L178 177V176H177L178 173L180 174V172H182V171L185 173V172H186L185 170H189L190 173H191V172H193L194 170H196V168H198V166H199V165H198L199 162L202 163V162H205L204 159L207 160L206 157H208V155L206 156V154L208 153V147H209L210 145H212V144H214L213 146L218 147V146L221 145V142H222L223 140L225 141V138L228 137V133L230 132V131H229V132L227 133L228 130H225L227 125L231 124V130H233V131H231V132H234V131H237V132H238V131H240V128H242V127L244 128V127L248 126L249 123H252L253 121L257 120V118H259V117H261V116H264V93H263ZM117 92H119V91H117ZM138 92H139V91H138ZM145 92H144V93H145ZM149 92H148V93H149ZM171 92H172V91H171ZM175 92H176V91H175ZM178 92H179V93H178V96H180V95H181V94H180V91H178ZM182 92H183V91H182ZM113 93H114V92H113ZM155 93H156V92H155ZM149 94H150V93H149ZM153 94H154V93H153ZM156 94H158V93H156ZM175 94H176V93H175ZM179 94H180V95H179ZM182 94H183V93H182ZM170 95H171V94H170ZM170 95H169V96H170ZM172 95H173V94H172ZM173 96H174V95H173ZM175 96H176V95H175ZM249 97H250V96H249ZM183 98H184V97H183ZM166 99H167V98H166ZM177 99H178V97H177ZM179 99H180V98H179ZM245 99H249V98L247 97V98H245ZM164 100H165V99H164ZM173 100H174V99H172V102H173ZM212 100H213V99H212ZM214 100H215V99H214ZM170 101H171V100H170ZM175 101L177 102V100H175ZM175 101H174L173 103H175ZM180 101H181V100H180ZM205 101H206V100H205ZM205 101H204V104H203V105L205 106V108H206V107L208 108V106L206 105L208 102L206 103ZM160 102H161V101H160ZM162 102H166V101H162ZM168 102H169V100L167 101V105H169ZM178 103H179V102H178ZM218 103H219V102H218ZM160 104H164V105H165V103H160ZM160 104H158V105H160ZM215 104H217V103H215ZM172 105H173V104H172ZM172 105H170V106H172ZM198 105H199V103H198ZM200 105H201V104H200ZM203 105H202V106H203ZM218 105H219V104H218ZM244 105H245V106H244ZM156 106H157V105H156ZM180 106H181V105H180ZM183 106H184V105H183ZM193 106H194V105H193ZM204 106H203L201 109H203ZM213 106H214V105H213ZM159 107H160V106H159ZM159 107H158V108H159ZM165 107H166V106H165ZM168 107H169V106H168ZM185 107H186V106H185ZM210 107H212V106H210ZM182 108H184V107H182ZM189 108H190V107H188V109H189ZM160 109H162V108H160ZM163 109H164V108H163ZM165 109H166V108H165ZM179 109H180V108H179ZM185 109H186V108H185ZM188 109H187V110H188ZM190 109H191V108H190ZM190 109H189V110H190ZM183 110H184V109H183ZM206 110H208V109H205V111H206ZM177 111H179V110H177ZM197 111H198V110H196V112H197ZM199 111H201V112L199 113ZM199 111H198V113H199L200 115H199L198 113H197V115L202 116L201 114L204 113V112H202V111H204V109H203V110H199ZM161 112H162V111H161ZM183 112H184V113H183ZM183 112H182V113H180V111L177 112V113H178V116H177L176 114H175V115L177 116L178 119H175V120H179V122H180V120H181V122H182V121H183V122L186 121V123H188V122H187V119H192V116H194V117L196 118V116H197V115L195 116V114H192V113H194L195 111L192 112V113H190V112H187V111L184 110ZM196 112H195V113H196ZM179 113H180V114H179ZM224 113H226V112H224ZM169 114H170V113H169ZM204 114H205V113H204ZM170 115H171V114H170ZM173 115H174V114H173ZM194 117H193V118H194ZM197 117H198V116H197ZM162 118H163V117H162ZM224 118H225V117H224ZM166 119H167V118H166ZM173 119H174V116H173ZM173 119H172V121H173ZM163 120H164V118H163ZM169 120H170V119H169ZM184 120H185V121H184ZM188 121H189V120H188ZM224 121H226V120H224ZM86 122H87V120H86ZM157 122H158V121H157ZM163 122H164V121H163ZM174 122H175V121H174ZM183 122H182V123H183ZM221 122H222V121H221ZM76 123H77V122H76ZM80 123H81V122H80ZM82 123H83V120H82ZM84 123H85V122H84ZM164 123H165V122H164ZM168 123H170V122H168V119H167L166 127H163V128L166 129V128L168 127ZM172 123H173V122H172ZM172 123H170V124H172ZM186 123H184V124H186ZM70 124L72 125V123H69V126H70ZM73 124H74V122H73ZM78 124H79V123H78ZM155 124H156V123H155ZM161 124H163L162 121H161ZM170 124H169V125H170ZM179 124L181 125V123H179ZM80 125H81V124H80ZM85 125H86V123H85ZM205 125H206V126H205ZM73 126L75 127L76 125L74 124ZM81 126H82V125H81ZM83 126H84V125H83ZM149 126H150V125H149ZM164 126H165V125H164ZM170 126H171V125H170ZM177 126H178V124H177ZM181 126H182V125H181ZM223 126H224V125H223ZM71 127H72V126H71ZM74 127H72V128H74ZM158 127H161V126H158ZM174 127H176V124H175ZM178 127H179V126H178ZM228 127L230 128V126H227V129H228ZM75 128H77V127H75ZM78 128H79V127H78ZM161 128H162V127H161ZM168 128H169V130H170L171 127H168ZM243 128H242V129H243ZM150 129H152V128H150ZM153 129H154V128H153ZM172 129H173V128H172ZM216 129H218V128H216ZM242 129H241V130H242ZM147 130H148V129H147ZM158 130H159V129H158ZM229 130H230V129H229ZM148 131H149V130H148ZM151 131H153V130H151ZM151 131H149V133H150ZM155 131H156V130H155ZM155 131H153L152 133H154ZM166 131H168V130H166ZM135 132H136V131H135ZM135 132H134V134H135ZM156 132H158V131H156ZM161 132H162V131H161ZM188 132H189V130H188ZM214 132H215V131H214ZM237 132H236V133H237ZM260 132H262V130H257V129L253 130V131L250 133V134H251V139H252V140H250L249 142H256L257 140H259V141H260V146H262V148H260V146H258V147H259L258 150H259V149L264 150V148H263V147H264V133H263V136L259 138V136H260ZM136 133H138V132H136ZM152 133H150V134H152ZM200 133H199V135H200ZM184 134H185V133H184ZM184 134H183V135H184ZM231 134H232V133H230V135H231ZM132 135H133V134H132ZM155 135H157V133H156ZM183 135H182V138H183ZM203 135H202V136H203ZM205 135H206V134H205ZM230 135H229V136H230ZM127 136H128V135H127ZM133 136H135V135H133ZM191 136H192V134H191V135L188 134V137L185 136V137H186L185 139H187V138H189V137H191ZM226 136H227V137H226ZM122 137H125V136H122ZM128 137H129L130 139H128V138L126 139V137H125V139H126L125 141H124V138H123V140L121 141V142H123V143L121 144L122 146L118 145L119 147H117L116 144L114 145V146H116V147L118 148V150L115 151V153H116L115 155H109V156H108V157H110V158H108V160H107L106 163L104 164V165H105V166H104V169L108 170L109 167L113 164L112 162H115L114 160L119 159V161H120V160L122 161V160L125 159V158L129 159V158H130L129 156H130L131 153L134 154V152H135L136 150H137V151L140 150L139 148H141V141L143 142V140H145V138H144V139H141V137L136 138L137 136H135V138H133V137L131 138L130 136H128ZM147 137H148V136H147ZM193 137H194V136H193ZM193 137H192V138H193ZM224 137H225V138H224ZM230 137L232 138V137H233V134H232ZM180 138H181V136H180ZM182 138L180 139L181 141H182ZM196 138H197V137H196ZM201 138H202V137H201ZM203 138H205V137H203ZM198 139H199V138H198ZM229 139H230V138L228 137V138H227V141H228ZM178 140H179V139H178ZM183 140H184V138H183ZM119 141H120V140H119ZM196 141L198 142V140H196ZM224 141H223V143H224ZM225 142H226V141H225ZM231 142H232V141H231ZM6 143H7V142L5 141V142H2V143L0 144V150L3 151V152L1 153V155H0V158H5V157L8 155V153H10L11 151H13V150H15V149L17 148V145H14L13 147H10V148H9V145H8L9 142H8L7 144H6ZM116 143L119 144V142H116ZM195 143H196V142H194V144H195ZM201 143H203V144H201ZM223 143H222V144H223ZM197 144H198V143H197ZM167 145H168V144H167ZM167 145H166V146H167ZM171 145H172V144H171ZM171 145H170V146H171ZM177 145H178V144H177ZM192 145H193L196 149L194 148L195 150L192 151L193 153H191V154H189V155L187 156V154H186V150H187L190 146H192ZM196 146H197V147H196ZM211 147H212V146H211ZM161 148H162V147H161ZM192 148H193V147H192ZM214 148H215V147H214ZM217 149H219V147H218ZM239 149H240L239 152H241V154H240L239 157H237V160L240 161L241 164H242V163L244 164V163H247V162H248L249 164H251V162H252L253 160L255 161V157H257L256 154H258V152H259V151L256 152V151H257L256 148H255V150H253L252 148H251V149L249 148L251 151H250V150H249V151H246L247 148H246V149H241V148H239ZM153 151H155V150H153ZM187 151H189V150H187ZM209 151H210V149H209ZM212 151H214V150H212ZM151 152H152V151H151ZM151 152H150V153H151ZM162 152H163V151H162ZM206 152H207V153H206ZM255 152H256V153H255ZM263 152H264V151H263ZM139 153H140V152H139ZM139 153H137V154L139 155ZM157 153H158V152H157ZM188 153H189V152H188ZM92 154H94V153H92ZM95 154H97V153H95ZM184 154H186V155L184 156ZM263 154H264V153H263ZM149 155H150V154H149ZM91 156H92V155H91ZM93 156H94V155H93ZM147 156H148V155H147ZM209 156H210V154H209ZM137 157H138V156H137ZM142 157L144 158V156H142ZM145 157H146V156H145ZM155 157H156V156H155ZM155 157H154V158H155ZM263 157H264V156H263ZM143 158H141V161H143V160H142ZM66 159H67V158H66ZM91 159H92V157H91ZM94 159H95V158H94ZM96 159H97V158H96ZM145 159H146V158H145ZM208 159H209V158H208ZM234 159H235V158H234ZM62 160H63V159H62ZM131 160H132V161H133V160L135 161L136 158H133V159H131ZM154 160H155V159H154ZM235 160H236V159H235ZM237 160H236V161H237ZM101 161H103V160H101ZM139 161H140V160H138V162H139ZM233 161H234V160H233ZM238 161H237V164H238ZM254 161H253V162H254ZM138 162L136 163L137 165H138ZM180 162H178V163H180ZM240 162H239V163H240ZM67 163H68V162H67ZM75 163H76V162H75ZM178 163H177V164H178ZM206 163H207V162H206ZM76 164H77V163H76ZM134 164H135V163H134ZM136 164H135V165H136ZM199 164H200V163H199ZM235 164H236V162H235ZM243 164H242V165H243ZM70 165H71V164H70ZM135 165H134L133 168H136V167H137V166L135 167ZM143 165H144V164H143ZM143 165H142V166H143ZM161 165H159V170H158L155 174H153V178H152L151 180H153V181L158 180V179H156V178H160V179H161V177H162L161 175H165L164 173H166V172L162 171L163 168H162ZM168 165H171V166H169V167H165V166H168ZM197 165H198V166H197ZM200 165H201V164H200ZM238 165L240 166V164H238ZM238 165H236V166H238ZM160 166H161V167H160ZM175 166H176V165H175ZM206 166H207V165H206ZM72 167H75V166H72ZM78 167H80V166H78ZM140 167H141V166H140ZM173 167H174V166H173ZM208 167H209V166H208ZM234 167H235V166H234ZM76 168H77V167H76ZM87 168H88V167H86V170H87ZM133 168H132V170H133ZM137 168H138V167H137ZM199 168H200V166H199ZM202 168H204V166H203ZM209 168H210V167H209ZM235 168H236V167H235ZM88 169H90V168H88ZM138 169H139V168H138ZM138 169H137V170H138ZM143 169H145V168H143ZM164 169H163V170H164ZM233 169H234V168H233ZM90 170H91V169H90ZM93 170H95V169H93ZM93 170H91V171L93 172ZM109 170H110V169H109ZM135 170H136V169H135ZM137 170H136V171H137ZM169 170H170V169H169ZM202 170H203V169H202ZM204 170L207 171V170H209V169L206 167ZM204 170H203V172H204ZM130 171H131V170H130ZM130 171L127 173V175H126L127 177L129 176L128 174H130ZM142 171H143V170H142ZM81 172H82V171H81ZM84 172H85V171H83V173H84ZM87 172H88V171H87ZM92 172H91V173H92ZM98 172H99V171L96 170V171H94L93 173L96 175ZM131 172H133V171H131ZM137 172H138V171H137ZM163 172H164V173H163ZM195 172H196V171H195ZM195 172H193V173L195 174ZM203 172H202V175H204ZM85 173H86V172H85ZM91 173H90V174H91ZM93 173H92V174H93ZM140 173H141V172H140ZM140 173H139V174H140ZM184 173H183V174H184ZM186 173H187V172H186ZM208 173H209V172H208ZM208 173H206V174H208ZM77 174H80V173L77 172V173L75 174V177L77 176ZM88 174H89V173H88ZM98 174H99V176H100V179H99L98 177H93V178H92V175H91L90 178H87V181L85 180L86 178L82 175V176H83V179H82V177H80V178H81L83 181L85 180V181H84L85 183L82 184V185H81V183H79V187H78L77 185H75L76 187H78L77 190L74 189V191H73V188H72V189L70 188V190H72V191H70V190L68 189V191H70V192L67 191L66 194H65V190H64V193L62 192L63 194L61 193V195H60V192H59V193L56 192V191H57V188L54 187V188L56 189V191L54 190V192H56V194L58 193L59 196L56 195V194H54V192H51V190L49 191L50 194H49V192H47L48 194H47L46 196L44 195L45 197H44L43 199L50 198V202H49V204H47V205L45 206V208H44L45 211H46V212H51V203H54L55 207H56V206H59V205H62V208L65 209L64 211H65V214H66V215H68V213L75 212V210H76L77 208L84 206L85 204H84V205H81V204H80V203H82V202H80V203L78 202V203H76V204H75V203L71 204L73 201L76 200V198H78V196H79L78 194H80V193L83 192V191H82L83 188H84V190H85V189H86V190L89 189L91 186H93V187H91V189H93L95 186H96L98 189L101 188V186H102V187L105 186V187L107 188V185L104 184V183H106V182H104V180H103V183L101 182V181H102L101 178L103 177L104 174H103V173H98ZM135 174L138 175L137 173H135ZM206 174H205V175H206ZM212 174H215V173L213 172ZM80 175H81V174H80ZM80 175H79V176H80ZM136 175H134V173H132L128 178L125 179V180H126L125 182H128L127 180H130L132 177H133V179H134V177H135ZM180 175H181V174H180ZM202 175H200L201 178L203 177ZM205 175H204V176H205ZM87 176H90V175H87ZM96 176H97V175H96ZM160 176H161V177H160ZM165 176H166V175H165ZM212 176H215V175H212ZM75 177H73V178H75ZM163 177H164V176H163ZM189 177H190V176H189ZM192 177H193V176H192ZM197 177H198V176H197ZM205 177H206V176H205ZM205 177H203V179H204ZM208 177L210 178V176H207V180L209 181V178H208ZM77 178H78V177H76V179H77ZM97 178H98V179H97ZM193 178H194L195 183L192 184V187L188 190L189 193L192 192V191H194V190H198V189L201 190V188H203V187H201V186L206 185V184L208 183L207 181H206V182L204 181L205 179H204V180H200V179H201V178H200L199 180H196V179H195V178H196V174H195V176H194ZM78 179H79V178H78ZM81 179H80V180H81ZM90 179H91V180H90ZM133 179H132V180H133ZM190 179H191V178H190ZM88 180H89L90 182H89ZM151 180H150V181H151ZM162 180H163V179H162ZM77 181H79V180H77ZM83 181H81V182H83ZM130 181H131V180H130ZM79 182H80V181H79ZM110 182H111V181H110ZM110 182H109V183H110ZM151 182H152V181H151ZM151 182H147V183H151ZM117 183H118V182H117ZM119 183H120V182H119ZM123 183H124V182H123ZM147 183H146V184H147ZM203 183H206V184H203ZM221 183H222V181L219 182V183H217V185H216L215 187H219V186L221 185ZM202 184H203V185H202ZM97 185H99L100 187L97 186ZM118 185H120V184H118ZM125 185H126V184H125ZM120 186H121V185H120ZM221 186H222V185H221ZM96 187H95V190H96ZM108 187H109V186H108ZM215 187H214V188H215ZM122 188H125V187H122ZM81 189H82V190H81ZM118 189H119V188H118ZM58 190H59V189H58ZM66 190H67V189H66ZM79 190H81V191H79ZM104 190H105V188H104L102 191H104ZM106 190H107V189H106ZM113 190H115V189L112 188V191H113ZM60 191H61V190H60ZM62 191H63V190H62ZM92 191H93V190L90 191V189H89L90 195H91V192H92ZM98 191H99V190H98ZM117 191H118V190H116V192H117ZM120 191H121V190H120ZM120 191H119V192H120ZM123 191H124V190H123ZM86 192H87V194H88V191H84L85 194H86ZM99 192H100V191H99ZM121 192H122V191H121ZM124 192H125V191H124ZM186 192H187V190H186ZM188 192H187V193H188ZM92 193H93V192H92ZM100 193H101V192H100ZM103 193H104V192H102V195H103ZM52 194H53V200L51 201V195H52ZM104 194H105V193H104ZM121 194H123V192H122ZM131 194H132V193H131ZM135 194H136V193H135ZM54 195H55L56 197L58 196V199H57V198L55 199ZM115 195H116V194H115ZM117 195H119V194H117ZM123 195H125V194H123ZM132 195H133V194H132ZM132 195H131V196H132ZM83 196H84V194H83ZM83 196H81V198H82ZM85 196H86V198L88 197L87 195H85ZM94 196H95V195H94ZM94 196H93V197H94ZM120 196H121V195H119V197H120ZM131 196H130V197H131ZM103 197H105V196H103ZM103 197H102V198H103ZM121 197H122V196H121ZM106 198H108V197H106ZM122 198H123V197H122ZM124 198H125V197H124ZM82 199H83V198H82ZM111 199H112V200H111ZM78 200H79V199H78ZM80 200H81V199H80ZM158 200H159V201H158ZM81 201H82V200H81ZM84 201H85V200H84ZM86 201H88V200H86ZM121 201H122V199H121ZM123 201H125V199H124ZM108 202H109V201H108ZM108 202L106 201L107 204H109ZM86 203L88 204L89 201L86 202ZM116 203H117V202H116ZM160 204H161V203H160ZM80 205H81V206H80ZM111 205H110V206H111ZM161 205H162V204H161ZM86 206H87V205H86ZM88 206H89V205H88ZM107 206H109V205H107ZM164 206H165V205H164ZM55 207H54V208H55ZM89 207H90V213H91V212H92V210H91V209H92V208H91V205H90ZM233 207H234V206H233ZM165 208H166V207H165ZM230 208H231V206H230ZM87 209H88V208H86V207H85V208L82 207V209H79V211L82 212V211L84 210V211H83V214L88 215V214H87V212H88ZM109 209H110V207H109ZM111 209H112V207H111ZM111 209H110V210H111ZM76 212H77V211H76ZM84 212H85V213H84ZM104 214H105V213H104ZM78 215H79V214H78ZM80 215H82V213H81ZM105 215H106V214H105ZM76 216H77V215H76ZM83 216H84V215H83ZM88 216H89V215H88ZM81 217H82V216H81ZM89 217H90V216H89ZM103 217H104V216H103ZM83 218H85V217H83ZM80 219H81V218H80ZM103 220H104V218H103ZM98 221H99V220H98ZM66 222H67V221H66ZM102 222H103V221H102ZM63 223H65V222H63ZM98 223H99V222H98ZM78 224H79V223L77 222V223L71 225L72 228L69 227V231L71 232V230L73 229V227L76 228V227L78 226ZM103 224H104V223H103ZM183 224H184V223H182V225H183ZM98 225H99V224H98ZM101 225H102V224H101ZM134 226H135V227H134ZM184 226H186V228H187V224H186V225L184 224ZM99 227H100V226H98V228H99ZM101 227H102V226H101ZM129 227H130V229H128ZM131 227H132V228H131ZM133 227L136 228V230H135ZM66 229H67V228H66ZM96 229H97V228H96ZM180 229H181V228H180ZM64 230H65V229H64ZM64 230H63V231H60L59 229H58V230H55V235H56V236H55V238H54L53 243H55L54 246H56V248L59 247V244H60V243L63 241V239L65 238V233L68 232L67 230H65L66 232H65ZM73 231H74V230H73ZM95 231H96V230H95ZM70 232H69V233H70ZM97 232H98V230H97ZM97 232H96V233H97ZM92 233H93V232H92ZM66 235H68V233H67ZM94 236H95V234H94ZM98 236H99V235H98ZM14 240H15V241H14ZM14 240H13V238H12L11 240L9 239L8 243L6 242V244L4 245V246H5V254H6V256H5V258L3 259L2 264H14V263H15V262H14L15 258H17V257H18L19 255H21V254H23L22 257H24V256L27 257V264H34V263H36V262L42 260V259L44 258V253H49V252L51 251V249L54 247V246L51 247V245H52L53 243H52V244H51V243H50V244H46V245L44 246V248H43L41 251L37 252V254L34 255V256L32 257V256H30V254H29L30 249H31L32 247H33V248H36L35 246L38 245V243L35 242V238L30 237V238L26 239V241H24L23 243H21V244H19V245H16V243H15V242H17L16 238H14ZM88 240H89V239H88ZM91 240H92V239H91ZM94 240H93V241H94ZM128 240H129V239H128ZM128 240H127V241H128ZM87 244H88V243H87ZM85 245H86V244H85ZM83 246H84V244H83ZM86 246H87V245H86ZM84 247H85V246H84ZM137 253L140 254V251H137ZM22 257H21V258H22ZM36 259H38V260L35 262Z\"/></svg>",
    "mask_w": 264,
    "mask_h": 264
}]
</instances>
